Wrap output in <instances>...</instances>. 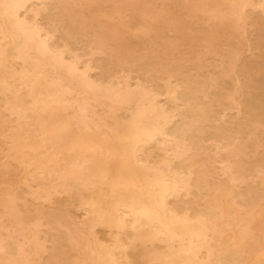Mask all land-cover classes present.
Returning a JSON list of instances; mask_svg holds the SVG:
<instances>
[{"label":"rangeland","instance_id":"1","mask_svg":"<svg viewBox=\"0 0 264 264\" xmlns=\"http://www.w3.org/2000/svg\"><path fill=\"white\" fill-rule=\"evenodd\" d=\"M30 1H32V0H30ZM30 1H28V4H26V9H24V10H22L20 13L22 14H20V19L23 21V20H25V18H27L25 21H23V22H25L26 24L28 23L29 25L31 24V25H36L37 24V26H38V29H39V27H40V29H39V31L41 30V31H43L44 30V32H40L41 33V39L43 40L44 38H46L47 37V35H48V42H50V40H51V42H50V45H49V43L47 42V39H46V41H45V39H44V41L49 45V46H51V44H52V46L50 47V49L55 53H57V54H60V53H62L63 52V55H64V57H65V61L67 62V61H70L71 60V58H75L76 60H77V58L78 57H83L84 59H86V60H84V61H82V57H81V60L78 58V63L81 65H79V67H81V68H79V69H81V71L82 72H84L85 73V75L88 73L89 75H86L85 77L88 79H90L91 80V82L89 81V80H87L88 81V85H83V84H80L79 82H77V80H75V79H73V78H71L70 76H68V75H66V73L65 72H63V70L61 69V68H59V67H57V66H55V68H54V65L52 66V68H54V69H49L50 67H51V65H49L50 67H48V65H46L45 66V71H46V76L48 75V77H49V79H52V80H57V81H59V80H61L60 82H63V83H65V85H67V84H69V80H70V84H69V86L67 85L66 87H69V94H68V100H67V104H66V106H70V107H72L71 109L69 108V107H67V109H63L62 107H60L59 109L61 110V112H62V114L64 115V117H65V119L67 120V121H69V123H70V125L72 126V129L74 130V132H76L77 133V135H78V132H79V129H78V127H77V122H76V117L78 116V109L77 108H79V107H81V105H78V104H82V102H83V104H82V107L81 108H83L84 107V105H85V107L83 108V110L86 108V110H84V112L85 113H87V114H85L87 117H88V119H90L91 121H93L95 124H97L98 125V127H99V129H100V132H102V133H104L105 131V133L104 134H106V137H108V141H109V144H110V146L112 145L113 147H115L114 146V143H113V138L112 137H114V131L113 132H110V131H112L111 130V126H110V121H111V125H113L116 121H118V120H120V126L122 127V129H123V131L124 132H126L127 131V129H128V124H129V120H130V117H131V114H132V111H131V109L130 108H132V107H134L135 105H140V102L142 103V101H143V103H147L146 101H148L149 99L151 100V102H154L155 103V101H156V103H155V105L159 108V109H161V110H164L163 112H162V114H164V115H162V117L159 119V121H158V125L160 126L161 124V126H160V128L162 129V131H164V133H165V135H166V137L168 136V134H169V136L167 137V139H161V136H160V139H159V136H157V135H155L154 136V138L152 139L154 142H152V141H149L146 145H147V147H146V145H144L143 147H141V149L144 151V153H145V155H143L142 154V152H141V154H140V151H142L140 148L137 150V154H138V156H140V158H141V156L143 157V158H141L142 160L141 161H143L144 160V158H145V163H146V160H147V163L145 164L144 162H141V164H143L144 163V165H142L143 167H145L146 168V170H147V173H150V174H152V170H155L156 172H159V171H161V173H163V172H167V171H169L170 172V174H172V175H170L169 174V172H165L168 176L170 175L171 176V179H172V177H174L172 180L171 179H168L169 181L171 180V181H175V182H177L178 180H180L179 178H181V180L183 181V182H181V180L180 181H178L180 184H177L178 186H179V188L177 189L178 191H176L175 193L180 197H178L177 195H175V194H173V198H174V196L175 197H178L177 198V200L174 198H172L171 197V199H170V196L169 197H167V199L169 198L171 201H168L167 199V202H169L168 204H170L171 205V203H172V208H175V207H177V209L174 211V209H171V207H169L170 205H167L169 208H170V210L172 211V213L175 215V216H177V217H179V218H181V216L183 215V212L185 211V215L186 214H191L192 212V215H183L184 217H182L183 219H185V223L188 225V224H190V225H192V224H195L196 226H199L200 224L202 225V226H204V225H206L207 227H208V229L211 231V229L210 228H215V229H217V230H213L212 229V232L211 233H209L208 232V230L206 229L207 227L205 226V227H203V232L206 230V235L204 236L203 234H202V236H204V237H208L209 235H207V234H211V237L210 238H207L206 240H207V243H206V240H201V241H204L207 245H202V243H204V242H202L201 243V245L203 246V248H202V246H199L200 244V241L197 239V238H195L194 240H192V243H193V241H194V243H193V245L194 244H196V245H194V246H197V249H200V248H198V246L199 247H201L202 249H200L199 251H197V252H199V254L197 253V255H198V261L200 262L201 260V263L204 261V263H202V264H247V262H248V264H250V255L248 254V252L246 251V250H256L255 249V247L257 248V247H259L258 249H261V248H263L264 249V166L262 165V164H264V129H262V128H264V105H263V101H264V69H263V67H264V56H262V55H264V14H262V13H264V10H261V8L260 7H262L261 5L264 3V0H260V2H259V0H218V1H216V0H211V2L209 1V0H195L196 1V3L198 2V5H197V7L199 8H195L194 9V4H195V7H196V3L195 2H192L191 0H190V2H189V0H160V1H158V0H90L89 2H91V3H93L94 5H95V3L94 2H96V4H97V7H99V8H97L96 6H91L92 4L90 3L89 4V2H85V0H76V5H75V3H74V5H72L73 3V1L75 2V0H70V1H68L69 2V10L70 11H68V7H67V5H65L66 3L64 2V5H63V1L62 0H57L58 2H56V0H33L32 2L34 3H32V2H30ZM44 1V2H43ZM48 1V2H47ZM51 1H52V5H51ZM53 1H54V4H53ZM62 2V4H60L61 2ZM65 1V0H64ZM66 1V2H67ZM88 1V0H87ZM105 1V2H104ZM135 3H134V2ZM137 1V2H136ZM141 1V2H140ZM170 1V2H169ZM187 1V3H185ZM194 1V0H193ZM202 1V3H200V2ZM208 1V2H207ZM226 1V2H225ZM235 3H234V2ZM248 1V2H247ZM39 2V3H38ZM42 2V3H41ZM46 2V3H45ZM50 2V3H49ZM100 2V3H99ZM115 2V3H114ZM168 3V4H170L171 5V8L169 7L170 5H168V4H164V3ZM228 2H231V4L230 3H228ZM239 4H238V3ZM249 2H251V4H249ZM259 2V3H258ZM261 2H263V3H261ZM45 3V5L44 6H41L42 4H44ZM56 3L57 4H59L60 5V7H59V5L57 6L56 5ZM70 3H72V4H70ZM78 3L80 4V5H78ZM102 3V4H101ZM109 3V4H108ZM126 3H128V4H126ZM152 3H153V7H151L152 6ZM178 3V4H177ZM180 3V4H179ZM194 3V4H193ZM216 3H217V5H216ZM221 3V4H220ZM252 3H254V4H252ZM257 3V4H256ZM68 4V3H67ZM85 4H87V10L89 11V13H86V9H83V7H86V6H84ZM98 4H99V6H98ZM113 5V6H115V7H113V6H111V5ZM148 4H150V7H149V5ZM164 4V5H163ZM188 4V5H187ZM189 4H191V5H189ZM193 4V5H192ZM203 4V5H202ZM228 4V5H227ZM235 4V5H234ZM31 5L33 6V5H35L36 6V8L33 6V7H31ZM50 5V6H49ZM55 5V6H54ZM110 5V6H109ZM136 5V6H135ZM146 5V6H145ZM159 6V8L157 7V6ZM161 5H163V6H165V8L163 7V6H161ZM221 5V6H220ZM230 5H231V7H230ZM233 5V6H232ZM238 5H240V6H238ZM252 5H253V9H252ZM259 5H260V7H259ZM38 6H40V7H38ZM52 6V7H51ZM74 6V7H73ZM91 6V7H90ZM101 6H103V8H105V6H109L108 8L106 7L105 9H103ZM123 6V7H122ZM144 6V7H143ZM155 6H156V8H155ZM160 6H161V8H160ZM192 6H193V9H190V8H192ZM204 6V7H203ZM210 6H211V8H210ZM228 6V7H227ZM235 6H237L238 8H236ZM249 6V7H248ZM254 6H258V8L256 9ZM264 6V5H263ZM45 7H47V9H45ZM56 7V8H55ZM66 7V8H65ZM71 7V8H70ZM102 9H101V8ZM179 7H180V9H179ZM183 7V8H182ZM235 7V8H234ZM244 7H246V8H244ZM250 8L249 9V11L250 12H248L247 10H248V8ZM36 9L37 11H35V10H33V9ZM37 8H39L40 10H42L43 12H45V13H43L42 11H40L39 9H37ZM50 8V9H49ZM65 8V9H64ZM73 8V9H72ZM78 9V10H81V11H78V10H75V9ZM79 8H81V9H79ZM89 8V9H88ZM96 10H98V11H96L95 12V9ZM109 8H111V10H112V12L114 13V14H110V13H112V12H110L111 10H109ZM113 8V9H112ZM118 8V9H117ZM127 10V11H130V14L128 13H126V11L124 10ZM135 8V9H134ZM152 8V9H151ZM163 8V9H162ZM212 8H214V9H212ZM223 8V9H222ZM242 8V9H241ZM27 9H31V10H33V11H31L30 10V12H29V14L30 15H28L27 13V17L25 16V11H27ZM43 9H45V11L43 10ZM53 9H54V13L52 12L53 11ZM57 9H58V12H57ZM61 9V11H59ZM62 9H64L63 10V12H62ZM67 9V10H66ZM94 9V10H93ZM108 9V10H107ZM114 9H116L115 11H114ZM149 9H151V10H149ZM158 9L160 10V11H158ZM161 9H162V11H161ZM168 9L170 10V11H168ZM184 9V10H183ZM190 9V10H189ZM205 9V11H203ZM210 9V10H209ZM212 9V10H211ZM216 9V10H215ZM222 9V10H221ZM245 9V10H244ZM247 9V10H246ZM254 9H256V10H259V11H257V12H260V13H257L256 12V10L254 11ZM262 9H264L263 7H262ZM38 10H39V12H40V14H39V12H38ZM84 10V11H83ZM92 10V11H91ZM102 10H104V13H103V11ZM156 10V11H155ZM175 10V11H174ZM178 10V11H177ZM182 10H183V13H182ZM198 10V11H197ZM208 10V11H207ZM220 10V11H219ZM235 10V11H234ZM242 10H244V11H242ZM253 10V11H252ZM47 11H48V14H47ZM76 12L75 13V15H74V17L72 16V14L74 13V12ZM81 12V13H78V12ZM94 11V12H93ZM105 11H107V13L105 12ZM117 11H119V12H117ZM121 11V12H120ZM125 11V12H124ZM165 11H167L168 12V14H166L167 12H165ZM190 11H192L191 13H190ZM194 11V12H193ZM201 11H202V14H201ZM215 11V12H214ZM226 11V12H225ZM239 11V12H238ZM35 12H37V13H35ZM49 12H51V14H53V15H55V16H53V15H51ZM71 12H73V13H71ZM82 12H84V13H82ZM101 12V13H100ZM123 12V13H122ZM140 12V13H139ZM198 12V13H197ZM204 12V13H203ZM224 12V13H223ZM230 14H229V13ZM231 12H235V14H233V13H231ZM242 12V13H241ZM243 12H246V13H243ZM252 12V13H251ZM253 12H255V13H253ZM35 13V14H34ZM42 13V14H41ZM69 13V14H68ZM90 13H92L91 15H90ZM103 13V14H102ZM125 13V14H124ZM133 13V14H132ZM137 13H138V15H137ZM161 14L160 16H159V18H157L158 16V14ZM169 13H170V16H172L171 18H169ZM184 14V15H182V14ZM189 13H190V15H189ZM192 13H194L195 15H197L198 17L196 18L195 17V15L194 14H192ZM247 13H249L250 15L252 14L253 15V17L252 18H250L249 19V17H251L250 15H248ZM37 14V15H36ZM43 14H45V15H43ZM50 14V15H49ZM65 14L67 15V17H65ZM71 14V15H70ZM81 14H83L84 16L82 17V15ZM100 14H101V16H100ZM109 14L111 15V16H109ZM120 14H122V15H119ZM157 14V15H156ZM172 14V15H171ZM187 14H188V16H187ZM191 14L193 15L192 17H191ZM222 14V15H221ZM226 14V15H225ZM237 14V15H236ZM243 16H242V15ZM246 14V15H245ZM260 14H262V15H260ZM32 15V16H31ZM35 15V16H34ZM40 15V16H39ZM60 17H59V16ZM64 15V16H63ZM69 15H70V17H69ZM80 15V16H79ZM102 15H104V18L106 19V20H104L103 21V17H102ZM112 15H113V17H112ZM115 15V16H114ZM130 15V16H129ZM231 15V16H230ZM233 15H235L236 17H234ZM246 17H245V16ZM247 15H248V17H247ZM255 15V16H254ZM38 16H39V18H38ZM58 16V17H57ZM118 16V17H117ZM124 16H126V17H123ZM129 16V17H128ZM132 16V17H131ZM152 16V17H151ZM155 16V17H154ZM186 16V17H185ZM201 18H200V17ZM210 16V17H209ZM262 16H263V18H262ZM29 17V18H28ZM33 17H37V18H33ZM54 17V19H55V21H54V19H53V21H52V18ZM73 17V18H72ZM95 17H97V18H95ZM99 17H100V19H101V17H102V19L100 20L99 19ZM109 17H110V20H112V21H110L109 20ZM116 17V18H115ZM131 17V18H130ZM149 17V18H148ZM151 17V18H150ZM184 17H185V20H184ZM217 17V18H216ZM219 17H221V18H219ZM226 17V18H225ZM234 17V18H233ZM70 18H72V19H70ZM81 18V19H80ZM95 18V19H94ZM108 18V19H107ZM123 19V21H122V19ZM128 18V19H127ZM130 18V19H129ZM138 18H140L139 20H138ZM166 18V19H165ZM168 18V19H167ZM178 18V19H177ZM233 18V19H232ZM243 18H247V19H249V21H247V20H245V19H243ZM38 19V20H37ZM59 19V20H58ZM60 19H61V21H60ZM64 19V20H63ZM73 19H74V21H77V22H74L73 21ZM92 19H94V20H92ZM118 19H120V20H118ZM145 19V20H144ZM148 19H150L149 21H147ZM173 19H175V21L173 20ZM177 19V20H176ZM187 19V20H186ZM195 19V20H194ZM197 19H199V20H197ZM207 19V22L205 21ZM209 19V20H208ZM211 19V20H210ZM213 19V20H212ZM221 19V20H220ZM258 19H261L260 21L258 20ZM34 20V21H33ZM63 20V21H62ZM96 20V21H95ZM97 20H99V23H98V21ZM109 20V21H108ZM113 20L115 21V20H117V21H115V22H117V24L115 23V22H113ZM139 22H138V21ZM219 20V21H218ZM241 20H243V21H241ZM253 20V21H252ZM31 22V23H29V22ZM37 21V22H36ZM42 21V22H41ZM66 21V22H65ZM82 21V22H81ZM92 21H93V23H95V25H93V23H92ZM177 21V22H176ZM191 21V22H190ZM193 21V22H192ZM196 21V22H195ZM209 21V22H208ZM222 21H226V22H223L222 23ZM240 21V22H239ZM245 21V22H244ZM255 21V22H254ZM41 22V23H40ZM52 22L54 23V24H52ZM56 22V23H55ZM64 23V26H63V23ZM69 22V23H68ZM72 22H74L75 24H76V27H77V25H78V27L77 28H81L80 30L78 29V31L79 32H81V33H79V32H77V28L72 24ZM91 22V23H90ZM102 22V23H101ZM130 22V23H129ZM133 22V23H132ZM148 22V23H147ZM168 22H171V24L169 23V24H167ZM178 22H180V23H182L181 24V27H180V24L178 23ZM187 22H189V23H187ZM201 22V23H200ZM229 22V23H228ZM234 22H235V24H236V26H237V28H236V26H235V24H234ZM246 22H248V24L246 23ZM35 23V24H34ZM58 23H60V24H58ZM78 23H82V24H78ZM84 23V24H83ZM86 23V24H85ZM87 23H89V25H87ZM106 23V24H105ZM140 23H142V26H141V28L139 27L140 26ZM174 23V24H173ZM190 23H192V24H190ZM198 25H197V24ZM205 23V24H204ZM225 23V24H224ZM227 23V24H226ZM243 23V24H242ZM245 23V24H244ZM255 23V24H254ZM27 24V25H28ZM57 26H56V25ZM69 24V25H68ZM70 24L72 25V26H70ZM103 24V25H102ZM111 24V25H110ZM147 24V25H146ZM149 24V25H148ZM179 24V25H178ZM203 24V25H202ZM224 24V25H223ZM234 24V25H233ZM243 26H242V25ZM249 24H252V25H249ZM53 25V26H52ZM54 25L57 27H54ZM66 25H68V26H70V27H67ZM83 25V26H82ZM85 25H87V27H90L89 29L85 26ZM109 25H110V27H109ZM117 26V28H116V26ZM134 25V26H133ZM174 25H176V26H174ZM197 25V26H196ZM225 25H227V27L225 26ZM233 25V26H232ZM246 27H245V26ZM249 25V26H248ZM41 26H43V27H41ZM52 26V27H51ZM80 26V27H79ZM85 26V27H84ZM100 26V27H99ZM124 26V27H123ZM216 26V27H215ZM230 26V27H229ZM240 26H241V28H240ZM48 27V28H47ZM62 27V28H61ZM63 27H64V29H63ZM71 27H73V28H71ZM82 27L84 28V29H82ZM94 27V28H93ZM109 28L108 30H110V31H108V30H106V28ZM114 27V28H113ZM131 27V28H130ZM135 27H136V29H135ZM137 27L139 28V29H137ZM168 27H170V28H168ZM172 27V28H171ZM208 27V29H204V28H207ZM245 27V28H244ZM250 27H251V30H250ZM257 27V28H256ZM56 28V29H55ZM61 28V29H60ZM69 28L70 29V31H69V29L67 30V29ZM100 28H102V30H100ZM112 28L113 29H115L116 28V30H112ZM124 28V29H123ZM156 28V29H155ZM164 28V29H163ZM177 28V29H176ZM216 28V29H215ZM230 28V29H229ZM247 28V29H246ZM248 28H249V30H250V32L252 31V35L249 33V30H248ZM253 28V29H252ZM57 29H58V31L60 32H58L57 31ZM64 30V32H65V34H66V37H64V38H62L63 36H65V34L63 33V30ZM71 29H72V33H71ZM93 29V30H92ZM119 29H121V30H119ZM143 29H145V30H143ZM167 29V30H166ZM176 29V30H175ZM183 29V30H182ZM212 29V30H211ZM215 29V30H214ZM219 29H221V30H219ZM62 30V31H61ZM75 30V31H74ZM81 30H83V32L81 31ZM96 30H97V32H96ZM100 30V31H99ZM127 30V31H126ZM136 30V31H135ZM168 30H170V31H172L173 30V32H169ZM179 30H180V32H179ZM211 30V31H210ZM228 30V31H227ZM236 30V31H235ZM242 30V31H241ZM246 32H245V31ZM55 31L57 32V33H55ZM69 31V32H68ZM87 31V32H86ZM89 31V32H88ZM92 31V32H91ZM114 33H113V32ZM119 31V32H118ZM130 31V32H129ZM133 31V32H132ZM187 31L189 32V33H187ZM206 31V32H205ZM211 33H213L212 35L210 34V32ZM232 31H234L235 32V34H234V32H232ZM258 31V32H257ZM46 32V33H45ZM53 32V33H52ZM107 34H105V33ZM108 32H110V34L112 35V36H114L113 38L110 36V34H108ZM118 32V33H117ZM126 32V33H125ZM132 32V33H131ZM138 32V33H137ZM175 32H176V34H175ZM221 32V33H220ZM231 32V33H230ZM236 32H237V35H236ZM245 32V33H244ZM51 33H52V35H51ZM58 33H59V36H60V38H58L57 40H60V41H57L56 42V39H55V41L53 40L54 39V37L55 38H57V35H58ZM67 33H71L70 34V36L71 35H73V37L71 36V38L69 37V35L67 34ZM75 33V34H74ZM85 34V35H83V34ZM146 33H148V34H146ZM167 33V34H166ZM169 33V34H168ZM172 33V34H171ZM214 33L216 34L215 36H216V38H215V36H214ZM222 33H224V34H222ZM232 33H233V36H232ZM240 35H239V34ZM57 34V35H56ZM63 34V35H62ZM81 34V35H80ZM95 35V36H93V35ZM114 34V35H113ZM136 34V35H135ZM142 34V35H141ZM225 34H227V36L225 35ZM243 34H246V35H248L249 36V38H248V36H246V35H244L245 37H241ZM75 35H76V37H75ZM82 35H83V37H82ZM134 35V36H133ZM154 35V36H153ZM164 35V37H162ZM165 35H167V38H166V36ZM169 35V36H168ZM174 35V36H173ZM179 35V36H178ZM208 36V37H205V36ZM210 35V36H209ZM238 35L240 36L239 38H240V40H245L246 41V39L248 40L247 42H245V41H239V38H238ZM46 36V37H45ZM49 36H50V38H49ZM52 36H54L53 37V39H51L52 38ZM58 36V37H59ZM70 38V39H68V37ZM79 36H81L80 38H78ZM84 36H85V39L88 41H82V39H84ZM145 36V37H144ZM151 38H150V37ZM160 36L163 38V39H159L160 38ZM170 36H172V37H170ZM188 36V37H187ZM190 36V37H189ZM218 36V37H217ZM149 37V38H148ZM155 37V38H154ZM66 38H67V40L68 41H66ZM75 38H78V39H76L77 41H79L80 40V42H79V44H77L78 42L77 41H75ZM93 38V39H92ZM96 40H98V41H96ZM112 38V39H111ZM119 40H118V39ZM154 38V39H153ZM164 38H166V40H167V44H166V40L164 39ZM170 38L172 39V40H170ZM208 38V39H207ZM236 38V39H235ZM242 38V39H241ZM243 38H246V39H243ZM50 39V40H49ZM74 39V40H73ZM89 39V40H88ZM145 39V40H144ZM262 39V40H261ZM53 40V41H52ZM65 40V41H64ZM95 40V41H94ZM112 40V41H111ZM150 40H152V44H151V41ZM163 40H165V41H163ZM169 40V41H168ZM234 40H236L235 42H234ZM261 40V41H260ZM72 41V42H71ZM75 41V42H74ZM90 41H92V42H90ZM94 41V42H93ZM105 41H106V43H105ZM110 41V42H109ZM158 41V42H157ZM59 42V43H58ZM61 42V43H60ZM69 42H71V44L69 43ZM82 42H84V43H93V44H90L89 46H87V45H85L84 43V46H85V48H83V45H80ZM98 42H100V43H98ZM156 42V43H155ZM160 42H161V44H160ZM169 42H171V43H169ZM174 42V43H173ZM201 42V43H200ZM236 42H238V43H236ZM250 44H252V45H250ZM98 43V44H97ZM114 43V44H113ZM169 43V44H168ZM243 43V44H242ZM248 45H247V44ZM257 43V45H255ZM57 44H59V46H61L60 48H58V50H57V48H55V47H59ZM61 44V45H60ZM68 44H70V45H73V47L72 46H69L68 47ZM94 44H96V45H94ZM100 44V45H99ZM158 44V45H157ZM175 44H177L176 46H175ZM181 44H183V47H182V45ZM204 44V45H203ZM212 44H213V46H212ZM239 44V45H238ZM55 45H57V46H55ZM62 45H63V47H62ZM75 45H77V46H75ZM79 45H80V47H79ZM103 45V46H102ZM109 45V46H108ZM172 48H170L169 49V46ZM232 45H234L235 47H233ZM246 45H247V47L251 50V51H249V49L247 48L246 49ZM253 45H254V47H253ZM81 46H82V48H81ZM99 46V47H98ZM106 46H108V47H106ZM147 46V47H146ZM158 46V47H157ZM166 46V47H165ZM185 46H186V48H185ZM199 46V47H198ZM231 46V47H230ZM65 47H68L70 50H71V47H72V50H73V54H72V52H70V50L68 49V48H66L65 49ZM79 47V48H78ZM88 47H89V49H88ZM91 47H94V48H97L96 50L94 49V48H91ZM105 49H104V48ZM161 47H163V48H161ZM197 49H196V48ZM205 47V49L203 50V48ZM218 47V48H217ZM234 49H233V48ZM242 47L244 48V50L242 49ZM63 48V49H62ZM93 50H95L94 52L95 53H93V51L91 50V49ZM148 48H150L149 50H148ZM174 48V49H173ZM198 48H200V49H198ZM217 48V49H216ZM224 48V49H223ZM67 49H68V53H67ZM77 50L78 52H76L75 50ZM88 49V50H87ZM102 49H104V50H102ZM107 49H108V51H107ZM185 49V50H184ZM187 49V50H186ZM239 49V50H238ZM60 50V51H59ZM61 50H63V51H61ZM65 50V51H64ZM101 50H102V53H101ZM153 50H155V51H157V52H155V51H153ZM172 50V51H171ZM200 50H202V51H199ZM206 50V51H205ZM224 50V51H223ZM226 50V51H225ZM235 50V51H234ZM238 52H237V51ZM245 50H246V53H245ZM252 50H253V52H252ZM256 50H258V52L256 51ZM84 51V52H83ZM103 51L105 52V53H103ZM107 51V52H106ZM162 51V52H161ZM193 51V52H192ZM199 53H201V54H199ZM207 51H209V53L207 52ZM230 51V53H228ZM249 51V52H248ZM256 51V52H255ZM60 52V53H59ZM74 52L75 53H79L78 55H76V54H74ZM86 52V54H83V53H85ZM172 52H173V54H172ZM177 52V53H176ZM188 52V53H187ZM227 52V53H226ZM235 52V53H234ZM248 52V53H247ZM55 53V54H56ZM64 53H66V54H64ZM70 53V54H69ZM81 53V54H80ZM90 54V57H89V54ZM102 55V54H104V55H102V56H100V54ZM115 53H117V54H115ZM160 53H162V54H160ZM182 53V54H181ZM202 53H207L206 55L205 54H203V56H204V58H201L200 57V59H199V56H202ZM218 53V54H217ZM221 53L222 54H224V53H226L225 55H223V56H220L221 55ZM241 55H240V54ZM244 53L246 54V55H244ZM250 53V54H249ZM255 53V54H254ZM257 53V54H256ZM263 53V54H262ZM71 54H72V57H71ZM105 54H107L106 55V58L104 57L105 56ZM180 54V55H179ZM199 54V55H198ZM262 54V55H261ZM65 55H67V56H65ZM84 55H85V57H84ZM87 55V56H86ZM95 55V56H94ZM97 55V56H96ZM160 55H161V57H162V60H161V57H160ZM179 55V56H178ZM185 55H186V57H185ZM196 55V56H195ZM231 55V56H230ZM234 55V56H233ZM237 55H239V56H237ZM254 55V56H253ZM75 56V57H74ZM78 56V57H77ZM138 56V57H137ZM146 56V57H145ZM192 56H194L193 58H191ZM212 56V57H211ZM217 56V57H216ZM227 56H229V57H227ZM233 56V57H232ZM241 56H242V58H241ZM71 57V58H70ZM77 57V58H76ZM97 58L96 60H95V58ZM110 57V58H109ZM129 57V58H128ZM188 57V58H187ZM196 57H198V58H196ZM205 57H206V62H205ZM210 59H212V58H214L215 59V57H216V59H217V61H221L220 63L219 62H217L216 61V59H215V61H214V59H212V62L211 63H213V64H211L210 63V61L211 60H208L209 58ZM231 57V58H230ZM243 59V57H244V59H243V61L240 59ZM248 58V59H246V58ZM261 57H262V60H261ZM90 58H92V61H93V58H94V62H92V63H90L89 64V62L91 61V59ZM101 58V59H100ZM192 60H191V59ZM220 58V59H219ZM221 58H224V59H222L221 60ZM234 58V59H233ZM87 59H89V60H87ZM99 59V60H98ZM102 59H104L105 60V63H103V64H105V65H103L102 64V62H104V60H102ZM149 59H151V60H149ZM197 59H199V60H197ZM203 61H202V60ZM238 59L240 60L239 62H238ZM246 59V60H245ZM107 60H111V61H108V63L106 62ZM153 60H154V62H153ZM190 60V61H189ZM197 60V61H196ZM233 60V61H232ZM244 60L247 62V64L245 63H242V62H244ZM248 60V61H247ZM258 60H260V61H258ZM80 61H81V63H80ZM88 61V62H87ZM100 61V62H99ZM102 61V62H101ZM122 61H123V63H122ZM162 61V62H161ZM182 61H183V63H182ZM191 61H192V64H191ZM196 63H195V62ZM204 62V63H202V62ZM214 61V62H213ZM228 63H227V62ZM230 61H231V63H230ZM242 61V62H241ZM97 62L98 63H100V65L98 66L97 65ZM152 62V63H151ZM197 62H198V64H197ZM251 62V63H250ZM263 62V63H262ZM118 63H119V65H118ZM154 63L156 64L155 65V67H154ZM159 63L161 64V65H159ZM201 63H202V65H201ZM206 63H208L209 64V66H208V64H206ZM216 63V64H215ZM218 63H219V65H218ZM263 64V65H261V64ZM85 64H86V66H85ZM102 64V65H101ZM108 64V65H107ZM131 64H133V65H131ZM183 64V65H182ZM204 64V65H203ZM234 64V65H233ZM239 64V65H238ZM259 65V66H257V65ZM110 65V66H109ZM118 66V67H116V66ZM188 65H191V67H189ZM206 65H207V67H206ZM224 67H223V66ZM237 65H238V67H237ZM254 65H255V67H254ZM84 66V67H83ZM96 66H97V68H96ZM101 66V67H100ZM104 66H106L108 69H109V71L110 72H108V71H106L105 70V68L106 67H104ZM112 66V67H111ZM158 66H162L163 68H160V67H158ZM164 66H165V68H164ZM193 66V67H192ZM213 66V67H212ZM214 66H216V67H214ZM221 66V67H220ZM241 66V67H240ZM246 66V67H245ZM252 66V67H251ZM90 69H89V68ZM151 67L153 68L152 70H151ZM197 67V68H196ZM206 67V68H205ZM212 67V68H211ZM226 67V68H225ZM232 67H233V71L235 72V74H234V72L233 73H231L232 72ZM243 67H245L244 69H243ZM258 67V69H256ZM260 67V68H259ZM96 69V70H94V69ZM115 68H117V71L115 72V70L114 69ZM118 68H119V70H118ZM132 68V69H131ZM150 68V69H149ZM154 68H156V69H154ZM195 68V69H194ZM203 68V69H202ZM207 68H208V70L210 71H208L207 70ZM211 68V69H210ZM214 68H215V70H214ZM221 68V69H220ZM225 68V70H223ZM234 68H237V69H234ZM242 68V69H241ZM46 69H48V71L46 70ZM85 69V70H84ZM88 69V70H87ZM102 69H104L103 70V72H105L104 73V76H102L103 75V73L101 74L100 72H101V70ZM148 69V70H147ZM162 69V70H161ZM194 69V70H193ZM260 69L261 70H263V71H260ZM52 70L54 71V73L52 74ZM90 70V71H89ZM92 70V71H91ZM95 72H94V71ZM100 70V71H99ZM111 70H113V71H111ZM158 70H161V71H158ZM193 70V71H192ZM211 70H214L213 71V73L211 72ZM216 70H218L217 72H216ZM236 70V71H235ZM256 71V73L254 74V72ZM88 71V72H87ZM96 71H98V72H96ZM119 71V72H118ZM122 73H124V74H122ZM207 71H208V73H207ZM224 71H226V75H225V73H224ZM231 71V72H230ZM57 72V73H56ZM61 72H63V73H61ZM90 72V73H89ZM159 72V73H158ZM191 72V73H190ZM202 72H205V73H202ZM219 72H221L222 73V77L220 76L221 75V73H219ZM229 72L231 73V74H233V75H231V74H229ZM64 73H65V75H64ZM107 73H111L110 75H108L109 77L107 78ZM112 73H116V74H113L112 75ZM127 75H126V74ZM199 73V74H198ZM219 73V74H218ZM258 73V74H257ZM93 76H92V75ZM120 74V75H119ZM123 75V77H122V75ZM132 76V77H134V75H135V78H136V80H135V78H133V80L134 81H132V77L130 78V75ZM133 74V75H132ZM148 74V75H147ZM195 74V75H194ZM201 74H203V76L201 75ZM206 74V75H205ZM211 74V75H210ZM218 74V75H217ZM254 74V75H253ZM257 74V75H256ZM261 74V75H260ZM60 75H62V77H60ZM112 75V76H111ZM124 75H126L125 76V78L126 79H124ZM141 75V76H140ZM145 75V76H144ZM156 75V76H155ZM193 75V76H192ZM201 75V76H200ZM209 75V76H208ZM65 77V79H68V81H66L65 79H64V77ZM102 76V77H101ZM114 76V77H113ZM115 76H118V78L116 77L115 78ZM161 76V77H160ZM190 76H191V78H190ZM207 76V77H206ZM232 76V77H231ZM252 76H254V77H252ZM57 77V78H56ZM59 77V78H58ZM71 78V79H69V78ZM97 77V78H96ZM115 78V79H113V78ZM208 77H210L212 80H210V78H208ZM221 78V79H218L217 81H216V79L217 78ZM234 77L236 78V77H238V78H236V81L238 82V84H236L235 82H234ZM262 77H263V79H262ZM56 78V79H55ZM94 78V79H93ZM109 78L111 79L112 78V81H110L109 80ZM123 78V79H122ZM145 78V79H144ZM192 78H193V80H192ZM59 79V80H58ZM95 79H98L100 82H98L97 80H95ZM108 79V80H107ZM117 79H118V81H117ZM120 79H122V80H120ZM128 79V80H127ZM176 79V80H175ZM178 79H180V80H178ZM191 79V80H190ZM201 79V80H200ZM256 79V80H255ZM94 80V81H93ZM125 80H127V81H125ZM130 80V81H129ZM151 80V81H150ZM167 80H170V82H168ZM177 80H178V82H177ZM200 80V81H199ZM203 80V81H202ZM220 80H221V84H220ZM222 80H224V81H222ZM254 80V81H253ZM66 81V82H65ZM73 81V82H72ZM108 81L109 82H112V83H108ZM115 81H117V83L115 82ZM154 81V82H153ZM162 81V83H160ZM167 81V83H166V86H165V82ZM177 83H176V82ZM193 81V82H192ZM198 81V82H197ZM215 81V82H214ZM227 81V82H226ZM240 81V82H239ZM258 83H257V82ZM90 82V83H89ZM95 82V83H94ZM97 82H98V84H97ZM102 82H104V83H106L104 86H102L104 83H102ZM114 82H115V86L113 87V86H111V84H114ZM121 82V85L119 84L118 85V83H120ZM128 84H127V83ZM131 82V83H130ZM132 82H134V83H132ZM163 82H164V84H163ZM213 82V83H212ZM222 82H223V84H222ZM227 84H226V83ZM62 83V84H63ZM67 83V84H66ZM126 83V84H125ZM141 83H142V86H141ZM193 83V84H192ZM194 83L196 84L195 86H193L194 85ZM216 83V84H215ZM231 85V87H232V90H231V87H229L230 85ZM261 83V84H260ZM76 84V85H75ZM89 84H91V85H89ZM92 84H95V85H97V87L95 88V86L93 87L92 86ZM110 84V85H109ZM131 86H130V85ZM136 86H135V85ZM148 84V85H147ZM154 84V85H153ZM160 84V85H159ZM179 84V85H178ZM200 84H201V86H200ZM202 84H203V87H202ZM215 84V85H214ZM261 85L260 87H261V89H260V87H258L259 85ZM263 84V85H262ZM64 85V84H63ZM64 85V86H65ZM73 85V86H72ZM82 85V86H81ZM109 85V87H106V86H108ZM120 87V86H122V85H126L125 87L126 88H128L129 90L128 91H130L132 94L134 93L135 94V92H139V90H140V92L139 93H141V94H137L138 95V98L139 97H141L140 99H139V101L137 100L138 98L136 97V95L135 96H133L132 97V99L133 98H136V100L135 99H133L132 101L130 100V102L128 103H119L118 104V102H113V101H111L110 99H109V97L107 98V96H106V94H103V98H102V95H97V94H95V92H96V90H98L99 88H100V90L103 88V90H109L110 89V87H112V89L114 88V89H116L118 86ZM129 85V86H128ZM139 85L141 86V87H146V89L149 87V89H147V90H145V88H144V90H143V88H139ZM172 85V86H171ZM176 85V86H175ZM178 85V86H177ZM198 85V86H197ZM228 85V86H227ZM235 85V86H234ZM237 85V86H236ZM239 85V86H238ZM255 85V86H254ZM256 85H257V87H256ZM75 86L77 87V89L75 88ZM99 86H101V87H99ZM128 86V87H127ZM157 86V87H156ZM168 86H169V88H170V86L173 88V90L174 91H176V92H173V90H172V88H171V90L172 91H170L169 90V88H168ZM177 87V89L179 88V90L182 92V96L180 95H178L177 96V93L178 94H180L181 92L180 91H178L177 89H175V87ZM200 86V87H199ZM215 86V87H214ZM224 86V87H223ZM253 86L255 87V88H253ZM85 87H87V88H85ZM91 89H90V88ZM92 87H93V90H92ZM99 87V88H98ZM136 87H138L137 89H136ZM154 87V88H153ZM156 87V88H155ZM189 87V88H188ZM194 87H196L195 89H194ZM198 87V88H197ZM209 87V88H208ZM217 87H218V89H217ZM223 87V88H222ZM225 87L227 88V90L225 89ZM229 87V88H228ZM77 91H79V92H76L74 89ZM106 88H109V89H106ZM162 88V89H161ZM165 88V89H164ZM168 88V89H167ZM204 88V89H203ZM209 90H208V89ZM214 88V89H213ZM240 88V89H239ZM243 88V89H242ZM258 88V89H257ZM80 89V90H79ZM82 89V90H81ZM94 89H96V90H94ZM135 89V90H134ZM151 89H152V91H151ZM163 89L165 90V91H163ZM194 89V91H192ZM198 89V90H197ZM201 89L203 90V91H201ZM211 89V90H210ZM224 91H223V90ZM91 90V91H90ZM143 90V91H142ZM154 90V91H153ZM208 90V91H207ZM231 92H230V91ZM238 90H240V91H238ZM250 90V91H249ZM75 91V92H74ZM91 93H90V92ZM94 93H93V92ZM178 91V92H177ZM200 91L201 93H200V95H197V94H199L198 92ZM207 91V92H206ZM228 91V92H227ZM234 91L235 92H237L236 93V96H235V93H234ZM148 92V93H147ZM153 92H154V94H153ZM166 92V93H165ZM168 92V93H167ZM170 92V93H169ZM172 92V93H171ZM192 92V93H191ZM211 92V93H210ZM225 92V93H224ZM230 92V93H229ZM83 93V94H82ZM87 93H89V94H87ZM150 93V94H149ZM163 93L164 94H166L165 96L163 95ZM186 93V94H185ZM215 93V94H214ZM239 93V94H238ZM256 93H258V94H260V95H258L257 94V97L259 98H257L256 97ZM83 95L82 97H80V95ZM147 95V96H144V98H143V95ZM170 94H172L173 96H174V98L172 99V95H171V97H169V95ZM193 94H194V96H200L199 98L197 97H194L193 96ZM206 94V95H205ZM217 94V95H216ZM222 94V95H221ZM228 94H229V96H228ZM242 94V95H241ZM86 95H87V98H86ZM88 95H90V96H88ZM94 95V96H93ZM97 95V97H99V98H95V96ZM140 95V96H139ZM157 97H155V96ZM159 95V96H158ZM176 95V96H175ZM212 95V96H211ZM246 95V96H245ZM100 96H101V98H100ZM152 96V97H151ZM168 96V97H167ZM202 96H204V99L203 98H201ZM208 96V97H207ZM228 96V97H227ZM231 96V97H230ZM237 96H238V98H240V99H236L237 98ZM240 96V97H239ZM92 97H93V99H92ZM147 97V98H146ZM154 98L153 99V101H152V99L151 98ZM163 97H164V99H163ZM165 97H167V98H165ZM175 97H176V99H175ZM187 97V98H186ZM210 97V98H209ZM214 97H216V98H218L217 100L216 99H214ZM220 97H222L221 99H220ZM233 97V98H232ZM86 98V99H85ZM156 98V99H155ZM177 98H179V99H177ZM188 98H189V100H188ZM205 98H208V100L207 99H205ZM256 98H257V100H256ZM262 98V99H261ZM0 99H2L1 98V95H0ZM161 100L160 101V103H159V100ZM175 99V101L177 102L178 100L179 101H181V102H183V103H181L180 104V106L181 105H186V107L185 108H183V111H182V109H181V107L179 108L178 106H177V108L174 110V108L176 107V105H179V101L176 103L175 101H173ZM210 99V100H209ZM231 99H233V100H231ZM235 99V100H234ZM241 99H242V101H241ZM256 101H255V100ZM75 100V101H74ZM81 100H82V102H81ZM146 100V101H145ZM150 100L148 101V102H150ZM168 100V101H167ZM171 101V103H174V104H176V105H172L171 103H169L170 101ZM185 100H188V101H190V102H188V101H186V103H185ZM193 100V101H192ZM195 100H196V102H198V103H196L195 102ZM237 100H238V103H240V105L238 104V103H236V104H238L237 105V107H236V105H235V101L237 102ZM75 103H74V102ZM88 101V102H87ZM90 101V102H89ZM212 101V102H211ZM215 103H217V102H219V103H217V104H215ZM217 101V102H216ZM244 101H246V104H245V102ZM249 101V102H248ZM254 101H255V105H254ZM1 102V104H0V110H1V112H3V110H2V102L3 101H0ZM165 102V103H164ZM209 102V103H208ZM221 102V103H220ZM244 102V103H243ZM68 103H69V105H68ZM93 103V104H92ZM132 103V104H131ZM133 103H134V105H133ZM137 103V104H136ZM142 103V104H143ZM241 103H243V104H241ZM75 104H77V108L75 107L76 105ZM165 104V106L168 108V110H165V109H167L166 107H164L163 105ZM170 104V105H169ZM189 104H190V106H189ZM214 104V109H216V110H213V111H215V113H216V115H215V113L212 111L211 112V109L213 108V107H211L212 105ZM220 104V106H218ZM226 104V105H225ZM245 104V105H244ZM92 105V106H91ZM98 105V106H97ZM203 105V106H202ZM242 105L243 106H245V107H243V108H241L242 107ZM262 105V106H261ZM79 106V107H78ZM103 108H102V107ZM160 106V107H159ZM163 107V109H162V107ZM174 106V107H173ZM182 106V107H183ZM189 106V107H188ZM199 106V107H198ZM200 106L203 108H200ZM207 106V107H206ZM218 108H217V107ZM89 107H91V108H89ZM169 107H170V109H171V111H170V109H169ZM193 107H195V108H198L197 110H195V108H193ZM225 107V108H224ZM238 107H239V109H238ZM256 108V110H254L255 108ZM208 108H211V109H209V110H207ZM222 108V109H221ZM224 108V109H223ZM232 109V112H231V109ZM93 109H94V112H91V111H88V110H92L93 111ZM130 109V110H129ZM177 109H179V111L177 110ZM192 109H194V110H192L193 111V113H192V111L191 110ZM205 109V110H204ZM96 110V111H95ZM101 110V111H100ZM174 110V111H173ZM185 110V111H184ZM187 110V111H186ZM191 111V113H190V111ZM207 110V111H206ZM229 110V112H227ZM234 110V111H233ZM237 110L239 111V112H237ZM261 112H260V111ZM180 111H182L181 113V116L182 117H180ZM206 111V112H205ZM209 111V112H208ZM225 111L227 112L226 114H232V116L231 115H229V117H227L228 115H225V114H222V113H225ZM1 112H0V120H2L1 122H0V124L1 123H3L2 125H0L1 127H0V149L2 148V150H0V185H6V187H4L3 186V189H2V186L0 187V209H3V213L4 214H2V210H0V221H3V219L5 218V221L7 220V219H10L11 218V215H12V213H13V215H15L16 213H18L16 216H17V218L18 219H20L21 221H31V222H29V224L30 223H32V224H30V225H28V223L26 222H23L24 223V226H27V228H36V230H37V237H39V238H42V239H39V242H41L42 244H45V245H43L44 247H46V248H44L45 249V251H44V249L42 250V252H41V254L39 255L40 257H39V264H81L83 261V256H82V254L79 252V251H81L82 252V250L84 249V247L85 246H87V247H89V249H90V251L92 252V254L93 255H95V253H96V255H98V253L100 252V251H102L103 249H107V250H105L106 251V253L104 254V255H106L107 257H110L111 258V260H113V262H114V264L116 263V264H129V262H130V264H161L157 259H155V257H166V259H168L169 258V260H172L173 262L171 263V264H180L179 262H178V259H177V256L178 255H180L179 253H180V251H181V249L182 248H179L178 246L180 245V246H184L185 244L187 245V244H189L188 243V241H186L187 239H184V241H182L183 243H179L178 244V240L177 239H170V240H172V242L170 241V240H167L166 239V237L164 236V234L163 233H160V234H162V235H160V234H158V235H160V236H157L156 234L158 233L157 231H156V233H155V226L153 225H151V224H146L145 222H141L140 224H141V226H140V224H138L137 223V225L135 224V222H132V218H130V216H128V215H126V216H124L123 217V219H122V228H124V229H122L121 230V227L120 228H118V227H109V226H107V225H105V224H103L102 225V223L98 220V218H97V216H95V215H92V217L93 216H95V217H93V219H91V222H90V218L91 217H88V216H90L91 214H93L95 211H93L92 210V208L88 205V204H86V203H84L85 202V200H86V202L87 201H91V200H93L94 199V197H98V191L96 190V191H94V192H90L91 194L92 193H94V194H90L88 191H85V192H82V193H77L78 191L76 190V189H73V188H70L69 187V189H68V186H63L64 187V189L62 188V186L61 185H57L58 187H56V189H54L55 187H53V189H51L49 186H51V185H53V186H55L53 183H51L50 184V178L49 177H47V175L46 174H42L41 176H40V174H38V173H34V174H25L24 173V171H23V169H22V167L19 165V163L17 162L16 163V161H12L11 159H12V157L9 155V153L7 152V150H6V147L4 148V144H5V140L4 139H6V135L7 134H9L10 133V125H11V120H10V118H8L6 115H5V113L3 112V114H4V118H3V114H1ZM68 112V113H67ZM89 112V113H88ZM91 112V113H90ZM99 114H98V113ZM104 112V113H103ZM171 112V115L169 114ZM174 112H176V113H179V114H173ZM186 114H185V113ZM197 112V113H196ZM198 112H199V114H198ZM210 112H211V114L213 113V116L210 114ZM218 112V113H217ZM222 112V113H221ZM261 114H260V113ZM77 113V114H76ZM105 113H107V114H105ZM184 113V114H183ZM234 113V114H233ZM235 113H237V114H235ZM263 113V114H262ZM91 114L93 115V117L91 116ZM94 114H96V117H95V115ZM101 114H102V116H101ZM103 114H105V115H103ZM165 114H168V115H165ZM191 114H193L194 115V117H193V115H191ZM203 114V115H202ZM211 115V117L213 118V119H211V117H210V119H209V115ZM217 114L218 115H220L221 117H218L217 116ZM239 114H241V116H239ZM245 114V115H244ZM67 115V116H66ZM77 115V116H76ZM118 115V116H117ZM119 115H121V116H119ZM125 115V116H124ZM172 115H173V117H172ZM188 115H190V117L192 116V118H190ZM196 115V116H195ZM199 116V118L200 119H198V116ZM208 115V116H207ZM215 115V116H214ZM222 115H224V116H222ZM238 115V116H237ZM260 115H262V116H260ZM100 116H101V118H100ZM124 116V117H123ZM169 116V117H168ZM175 116V117H174ZM180 117V118H182V119H180L179 120V118L177 119V117ZM186 116V117H185ZM234 116H237V117H234ZM7 119H6V118ZM72 117V118H71ZM75 117V118H74ZM105 117V118H104ZM188 117V118H187ZM196 117V118H195ZM223 117V118H222ZM233 119H232V118ZM240 117H242L241 119H240ZM261 117V118H260ZM263 117V118H262ZM74 118V119H73ZM98 118H99V120L101 119V121L102 122H100L99 120H98ZM185 118V119H184ZM187 118V119H186ZM196 119L197 121H194V119ZM236 118H237V121H236ZM244 118V119H243ZM162 119V120H161ZM177 119V120H176ZM189 119H192L193 120V122L191 123V121L192 120H189ZM206 119V120H205ZM219 119V120H218ZM226 119H228L229 120V122L228 123H226L228 120H226ZM234 120V121H232V120ZM247 119V120H246ZM259 121H258V120ZM5 120H7V121H5ZM10 120V121H9ZM166 120H168L167 122H165ZM169 120H171V121H169ZM175 120V121H174ZM182 120V121H181ZM204 120V121H203ZM222 120V122H218V121H221ZM226 120V121H225ZM240 120H241V122H240ZM245 120V121H244ZM252 120H254V121H252ZM160 121H161V123H160ZM172 121H174V123H172ZM179 121V122H178ZM189 121V122H188ZM213 121H214V123H215V121H216V124H214L213 123ZM7 122H9V123H7ZM114 122V123H113ZM169 122V123H168ZM183 122V123H182ZM187 122L188 123H190V124H188V126H187ZM194 122H196L195 124H194ZM201 122H202V124L203 125H201ZM212 122V123H211ZM226 124H228V125H226ZM232 122H234V124H233V126L234 127H232ZM241 124H240V123ZM252 122V123H251ZM253 122H255V123H253ZM104 123V124H103ZM164 123V124H163ZM171 123V124H170ZM180 123H181V126H180ZM210 123V124H209ZM235 123H237V124H239V125H237L236 126V124ZM243 123V124H242ZM245 123V124H244ZM247 123V124H246ZM5 124H6V126H5ZM7 124H9V126L7 125ZM107 125V124H109L108 125V127L107 126H104V125ZM168 124V125H167ZM173 124V125H172ZM186 124V125H185ZM198 124H200V125H198ZM205 124V125H204ZM219 124V125H218ZM259 124V125H258ZM196 125V126H195ZM214 125V126H213ZM223 125H226V126H223ZM243 125H245V127L243 126ZM247 125V126H246ZM250 126V128H249V126ZM258 125V126H257ZM3 126V127H2ZM163 126H165V127H163ZM166 126L167 127H169V128H166ZM262 126V127H261ZM5 127H7V128H5ZM189 129H191V130H187L188 128ZM194 129H193V128ZM197 127V128H196ZM205 127V128H204ZM235 127H239V129L237 128V134H236V136H235V133H236V128ZM248 127V128H247ZM261 127V128H260ZM1 128H3V129H1ZM108 128H109V130H108ZM232 128V129H231ZM235 129V131H234V129ZM7 130V132H6V130ZM181 129V130H180ZM248 129V130H247ZM256 129V130H255ZM262 129V130H261ZM3 130H4V132H6L5 133V135H4V132H3ZM89 130V131H88ZM167 130V131H166ZM194 130V132H192ZM196 130V131H195ZM245 130V131H244ZM250 131V132H247V131ZM252 130H254V131H252ZM186 131H188L187 132V134H188V136H186L187 134L185 133ZM191 131V132H190ZM213 131V132H212ZM231 131L233 132V133H231ZM240 131H241V134H240ZM207 132V133H206ZM244 132L246 133V134H244ZM256 132V133H255ZM258 132V133H257ZM261 132H263V133H261ZM92 133V130H90V129H85V138L86 139H89L92 135H93V133ZM261 133V134H260ZM175 134V135H174ZM193 134V135H192ZM225 134V135H224ZM243 134V135H242ZM182 135V136H181ZM184 135L186 136V138L187 139H189V143H188V141H187V143L189 144V146H188V144H186V146H184L183 145V147H182V144H184V142H185V140H187L186 138H184ZM196 135V136H195ZM238 135V136H237ZM249 135V141L246 139V138H248L247 136ZM79 136V135H78ZM171 136V137H170ZM174 136V137H173ZM194 136V137H193ZM210 136V137H209ZM240 136V138H238ZM170 137V138H169ZM178 137V138H177ZM200 139H199V138ZM208 137H209V139H208ZM213 137V138H212ZM237 137V139H239V141L237 140V139H235ZM243 137V138H242ZM251 137V138H250ZM253 137V138H252ZM256 137V138H255ZM156 138V139H155ZM194 139V142H193V140L192 139ZM244 139V140H242V139ZM169 139H170V141H169ZM175 141V142H173V140ZM178 139V140H177ZM184 139V140H183ZM208 139V141L206 142V140ZM233 139H235L238 143H239V145H238V143L237 142H235V140L233 141ZM254 141H253V140ZM262 139V140H261ZM162 140V141H161ZM201 140V141H200ZM212 140V144H211V141ZM222 140H224V141H222ZM229 140H230V143H229ZM231 140L234 142V144H233V146H235V147H231L230 146V144H232L233 142H231ZM258 141V142H256L255 143V141ZM126 141V142H125ZM164 141H165V144H163L164 145V147H163V145H162V142L164 143ZM166 141H168V142H171L170 144L168 143V142H166ZM192 141V142H191ZM203 141H205V142H203ZM215 141H216V143H215ZM218 141V142H217ZM226 141V142H225ZM1 142H4V143H2L1 144ZM156 142V143H155ZM173 142V143H172ZM177 142H179V143H181V144H179L178 145V143ZM195 142H196V145H195ZM204 143V145L202 144V143ZM221 142V143H220ZM223 142H225V143H223ZM246 142V143H245ZM263 142V143H262ZM168 144V146H167V144ZM174 143H176V144H174ZM186 143V142H185ZM198 143H199V145H198ZM206 143V144H205ZM208 143V144H207ZM220 145H218V144ZM235 143H237V144H235ZM244 143H245V145H244ZM194 144V146H192ZM211 144V145H210ZM213 144H216V145H213ZM221 144H222V146H221ZM226 144V145H225ZM249 144V145H248ZM263 144V146H261ZM1 145H2V147H1ZM149 145H151L150 147L152 148H150L149 147ZM153 145V146H152ZM171 145L172 146H174V147H171ZM177 145V146H176ZM191 145V146H190ZM209 146L210 145V148L209 147H206V146ZM218 145V146H217ZM237 145V146H236ZM162 146V147H161ZM166 146H167V148H166ZM171 148H170V147ZM176 146V147H175ZM198 146L199 147H201V148H198ZM205 146V147H204ZM214 146L216 147L217 146V148L219 149L220 147L222 148V149H224V151L222 152V150H221V148L219 149L220 151V153L219 152H215L214 153V151H212V150H215L216 148H214ZM223 146H224V148H223ZM229 147V149H228V147ZM261 146V147H260ZM169 147V148H168ZM181 148L180 150L179 149H177V148ZM227 147V148H226ZM239 147V148H238ZM124 148H125V155L128 157L129 156V154H130V151H131V144L128 142V137H126L125 136V139H124ZM146 148L149 150L150 149V151H149V153H150V155L148 154L147 155V153H148V150H146ZM155 148V149H154ZM174 148L176 149L175 151V153L173 152L174 151ZM183 148H185V149H187V150H184ZM202 148H206L204 151H206V153L203 151V150H201ZM212 148V149H211ZM3 149H5V150H3ZM164 149H165V151H164ZM171 149H173V150H171ZM188 149H190V150H188ZM211 149V150H210ZM217 149V150H218ZM237 149V150H236ZM140 150V151H139ZM146 150V151H145ZM157 150V151H156ZM160 150H162V151H164V153L165 154H163V153H161L162 151H160ZM169 150V151H168ZM171 150V151H170ZM201 150V151H200ZM217 150H215V151H217ZM227 150V151H226ZM257 150V151H256ZM3 151V152H2ZM139 151V152H138ZM154 151V152H153ZM190 151V152H189ZM203 151V153H200V152H202ZM211 151V152H210ZM237 151V152H236ZM4 152H7V153H4ZM28 151L26 150V151H24V153L25 154H28L27 153ZM157 152H160V153H158L157 154ZM168 152H170V153H168ZM171 152H173V154L171 153ZM184 152V153H183ZM197 152H199V153H197ZM209 152V153H208ZM215 154H213V153ZM154 153V154H153ZM177 153H178V155H177ZM179 153H180V156H179ZM218 153V154H217ZM223 153V154H222ZM227 153H230V154H227ZM140 154V155H139ZM176 156H175V155ZM187 154V155H186ZM197 154L199 155V156H197ZM204 154V155H203ZM214 155V157L213 156H211V155ZM221 154V155H220ZM7 155V156H6ZM152 155V156H151ZM158 155V156H157ZM161 155V156H160ZM165 155V156H164ZM172 155H174V156H172ZM185 155V156H184ZM220 155V156H219ZM234 155V156H233ZM245 155V156H244ZM249 155V156H248ZM2 156V157H1ZM10 156V157H9ZM146 156V157H145ZM148 156V157H147ZM155 156V159H153L152 157H154ZM166 156H168V157H166ZM170 156H172V157H170ZM177 156H179V157H177ZM182 156H184V157H182ZM188 156V157H187ZM197 156V159L195 158ZM204 156V157H203ZM219 156V157H218ZM222 156V157H221ZM230 156V157H229ZM233 156V157H232ZM160 157H161V160H160ZM185 157H187V158H185ZM191 157V158H190ZM192 157H194V159H195V161H198V162H194V159L192 158ZM203 158V159H201V158ZM206 157H207V159H206ZM211 159H210V158ZM223 157H225V158H223ZM8 158V159H7ZM11 158V159H10ZM147 158V159H146ZM152 158V159H151ZM156 158L157 159H159L161 162H164V163H161L159 160H158V162H160V163H156ZM164 158H166V160L164 159ZM181 158V160L182 161H185L184 163L182 162V161H180L179 159ZM185 158V159H184ZM218 158H220V159H222L223 158V162H222V160H220V159H218ZM236 158V159H235ZM258 158V159H257ZM5 161H4V160ZM11 161H10V160ZM206 159V160H205ZM213 159V160H212ZM215 159H218L219 161H220V164H219V161L217 160V161H214ZM244 159H245V161L247 162V164L249 165V167L250 166H252L251 168H249L248 167V165H246V164H244V163H246V162H244ZM250 159L251 160H253V161H250ZM256 159L257 160H259V161H256ZM150 160V161H149ZM156 160V161H155ZM163 160V161H162ZM168 160V161H167ZM170 160H174V161H170ZM187 160H189V161H187ZM203 161L204 163H202L201 161ZM205 160V161H204ZM211 160H212V163H211ZM235 160V161H234ZM249 160V161H248ZM151 161H152V166H153V168L154 169H152V166H150L151 164ZM154 161V162H153ZM179 161V162H178ZM187 161V162H186ZM190 161H191V164H190ZM226 161V162H225ZM254 161H256L255 163H253ZM9 162H11V163H9ZM17 164V166H15L16 164ZM150 162V163H149ZM181 162V163H180ZM215 162L216 163H218V164H215ZM259 162V163H258ZM7 163V164H6ZM150 165H149V164ZM156 163V164H155ZM170 164L171 163V165H172V167H171V165H170V168H169V165L168 164ZM178 163V164H177ZM180 163V164H179ZM195 163V164H194ZM202 163V164H201ZM206 163V164H205ZM227 163V164H226ZM235 163V164H234ZM261 163V164H260ZM3 164H5V165H3ZM162 164V165H161ZM164 164V165H163ZM192 164H194V165H192ZM200 164V167L199 166H197V167H194V166H196V165H199ZM222 164V165H221ZM14 165V169H13V167L11 168V166H13ZM149 165V168L147 167ZM158 165V166H157ZM179 165V166H178ZM187 165H190V167L188 166L187 167ZM202 165V166H201ZM209 167H208V166ZM215 165H217V166H215ZM226 165H228V166H226ZM240 165H243V167L241 166L240 167ZM5 166H7V168L5 167ZM10 166V167H9ZM162 166L163 167H165V168H163V169H161L162 168ZM166 166H167V168L168 169H172V170H174L175 168H177V169H175L174 170V173H172V170H168L167 168H166ZM183 166H184V168L185 169H187V168H189V172L186 170V175H185V173H183L185 170H184V168H183ZM210 166H212V169H210L211 167ZM219 166V170H218V167ZM255 166V167H254ZM5 167V168H4ZM158 167V168H157ZM160 167V168H159ZM180 169H179V168ZM207 169H206V168ZM215 169H214V168ZM229 167H230V170H231V172L229 171ZM262 167V168H261ZM192 168H194V169H192ZM203 168H204V170H203ZM246 168V169H245ZM247 168H249V169H247ZM255 168V169H254ZM6 169V170H5ZM11 169V170H10ZM18 171H17V170ZM149 169V170H148ZM151 169V170H150ZM161 169V170H160ZM164 169H165V171H164ZM178 169H179V171H178ZM181 169L183 170V172L181 171ZM197 169H198V171H197ZM233 169V170H232ZM256 169H259V170H256ZM20 170V171H19ZM159 170V171H158ZM215 170V171H214ZM240 170H242L241 171V173H240ZM247 170H249L248 171V173L250 172H252L251 173V176H249V174L248 175H246V176H244L243 177V175L244 174H247ZM17 171V172H16ZM22 171V172H21ZM182 172V173H179V172ZM191 171H192V174H191ZM193 171H195L194 173H196L195 175H193L194 173H193ZM201 171V172H200ZM208 171H211V172H213L212 174L214 175H212V174H207V173H211V172H208ZM237 171V174L235 173V175H233V173L234 172H236ZM253 171H257V172H259V175H258V173L256 172V174L258 175V176H260V177H258L257 175H255V172L253 173ZM263 171V172H262ZM19 172V173H18ZM154 172V171H153ZM176 172H178L179 173V175L180 176H178L177 174H176ZM203 172V173H202ZM220 172V173H219ZM227 172H228V174H227ZM238 172H239V174H238ZM22 173V174H21ZM188 173H190L191 174V176H190V174H188ZM205 173V174H204ZM217 175H216V174ZM244 173V174H243ZM3 174V175H2ZM174 174H176V175H174ZM181 174H183V178L185 179H183L182 178V176H181ZM229 174H231V175H229ZM242 175L241 177H243V178H241L239 175ZM19 175H20V177H19ZM22 175V176H21ZM34 175V176H33ZM39 175V177H37ZM189 175V176H188ZM204 175H205V177L206 178H204ZM210 175H212V176H210ZM223 175H224V177H223ZM227 177H226V176ZM240 177V178H238V176ZM256 177H255V176ZM169 176V177H170ZM176 176V177H175ZM178 176V177H177ZM199 176V177H198ZM220 176V177H219ZM22 177V178H21ZM25 177V178H24ZM45 177V178H44ZM186 177L188 178V179H186ZM201 177V178H200ZM213 178V179H210V178ZM215 177V178H214ZM228 178V179H226V178ZM235 177H236V179H235ZM249 177V178H248ZM253 178V177H255V178H253L252 180L250 179V178ZM258 177V178H257ZM34 180H33V179ZM37 178V179H36ZM48 178V179H47ZM178 178V179H177ZM203 178V179H202ZM237 178H238V180H237ZM6 179V180H5ZM12 179V180H11ZM14 179V180H13ZM18 179H23V180H20L19 182H20V184L18 185L17 184V182H18ZM27 179V180H26ZM236 180V182L235 181H232V180ZM243 179H245V180H243ZM256 179V180H255ZM205 180H207V181H205ZM232 181V183L230 184L229 183V181ZM247 180H250V181H247ZM254 180H255V182H254ZM258 180V181H257ZM14 181H16V183L14 182ZM29 181H33V183L32 182H29ZM45 181V182H44ZM202 181H203V183H204V181L207 183H202ZM211 181H214V183H216V185H214V183L213 182H211ZM221 181L224 183L225 182V186L221 183ZM254 182V183H256L257 182V184L255 185V184H253L252 182ZM18 182V183H19ZM42 182H44V183H42ZM49 182V184L50 185H48L47 186V184L46 183H48ZM226 182H228V183H226ZM234 182V183H233ZM249 184H248V183ZM25 183H27V184H25ZM34 184L33 186L31 185V184ZM37 183H39V184H37ZM209 183H210V185H209ZM244 183H245V185H244ZM262 184V185H260V184ZM15 184H17L15 187H18V189L17 188H15V187H12V185L14 186ZM21 184H23V185H21ZM29 184H30V187H32V188H30V187H28L29 186ZM43 184V185H42ZM203 184V185H202ZM226 184H228V185H226ZM236 184V185H235ZM242 184V185H241ZM248 184V185H247ZM259 184V185H258ZM7 185H9V186H11L10 187V189H9V186H7ZM21 185V186H20ZM28 185V186H27ZM181 185H183V188H181L180 186ZM185 185V186H184ZM206 185L207 186H209V188H206ZM219 185V186H218ZM235 185V186H234ZM237 185H239V186H237ZM252 185H254V186H252ZM22 186H23V189H22ZM24 186H27L28 188L27 189H25L26 187H24ZM37 187L38 188V190L35 188V187ZM45 188H44V187ZM188 186V187H187ZM216 186H218V187H216ZM232 186H234V187H237V188H232ZM257 186H259L258 188H259V190L257 189ZM21 187V188H20ZM33 187H34V189H33ZM43 187V188H42ZM203 187H205V188H203ZM217 188V189H215V188ZM221 187H222V191H221ZM224 187H226L225 189H224ZM229 187V188H228ZM248 187V188H247ZM6 188V189H5ZM11 188H13L12 190H11ZM59 188V189H58ZM62 188V189H61ZM67 188V189H66ZM189 188V189H188ZM219 188H220V192H219ZM240 188H242V190L240 189ZM250 188H251V190H250ZM260 188H262L263 190H261ZM30 189H32V190H30ZM40 189V190H39ZM51 189V190H50ZM70 189H72V190H70ZM181 189V190H180ZM211 189V190H210ZM229 189H231V190H229ZM256 190L257 191V193H258V191H259V195H260V197L258 196V194H256L257 196V198L255 197V193H256V191L254 192L253 190ZM3 190V191H2ZM6 190V191H5ZM34 190H35V192H34ZM50 190V191H49ZM58 190V192L57 193H55L56 191ZM61 190L64 192V194H63V192H61ZM67 190V191H66ZM70 190V191H69ZM73 190H75V192L73 191ZM104 190H106V191H108L107 190V187L106 188H103V191ZM202 190V191H201ZM217 190H218V194H217ZM229 190V193H233V194H228L227 193V191ZM239 190V191H238ZM249 190V191H248ZM8 191V192H7ZM10 191V192H9ZM15 191V192H14ZM16 191H17V193H16ZM24 191V192H23ZM26 191V192H25ZM31 191H33L32 192V194H31ZM50 192L51 193V195H52V193H53V195L51 196L52 198H50V199H44V198H42V197H44V195H46V193H48V192ZM53 191H55V192H53ZM72 191V193H70ZM106 191H104L105 193H106V197H107V192ZM206 193H205V192ZM215 191V195H214V192ZM230 191H233V192H230ZM251 191H253L252 193H254V194H252L251 193ZM263 191V192H262ZM21 192V193H20ZM29 192V196H32V198L30 197V198H28L29 196H27L28 193ZM41 192H43V193H45V194H43V193H41ZM88 192V193H87ZM179 194H178V193ZM187 192V193H186ZM207 192H208V194H207ZM212 192V193H211ZM224 192V193H223ZM6 193L7 194H9V195H7L6 196ZM12 193V194H11ZM23 193V194H22ZM55 193V194H54ZM85 193V194H84ZM95 193H97V194H95ZM226 193L228 194V196L230 195V197L228 198V196L226 195ZM236 193V194H235ZM239 195H238V194ZM17 196V198L15 197V195ZM17 194H19V195H17ZM40 194V195H39ZM61 194V195H60ZM72 194V195H71ZM180 194H182L183 196H180ZM187 194V195H186ZM199 194V195H198ZM211 194V195H210ZM3 195V196H2ZM22 195V196H21ZM23 195H25L24 196V198H23ZM35 195H38V196H36V198H33V197H35ZM60 195V196H59ZM63 195V196H62ZM69 197H68V196ZM75 195V196H74ZM81 195H82V197H81ZM97 195V196H96ZM185 195H186V197H185ZM207 195H209V197L211 198H209V197H207ZM212 195H214V198L212 197ZM219 195V196H218ZM224 195V196H223ZM241 195V196H240ZM261 195L263 196V197H261ZM83 196H85V197H83ZM89 196V197H88ZM91 196V197H90ZM200 196V197H199ZM227 196V197H226ZM251 196H252V198H253V200H252V198H251ZM6 197V198H5ZM22 198V199H20V198ZM58 197H60L59 198V200L57 199ZM78 197H80V199L78 198ZM190 197V198H189ZM199 197V198H198ZM203 197L204 198H206V199H203ZM223 197V198H222ZM231 197H235V199L233 198V200L231 199ZM242 197H246L245 198V200H244V198H243V201H242V203H241V201L240 200H242ZM43 199V200H39V199ZM69 198V199H68ZM184 198V199H183ZM199 200H198V199ZM203 200H202V199ZM216 198H218V199H216ZM249 200H251V201H249ZM255 198V199H254ZM8 199H14V201L12 202V203H14L13 205H18V206H14L13 207V205H12V210H13V212L12 211H10L9 209H8V207L6 206V204L4 203V200H8ZM32 199H35V201L36 202H38V203H36L35 201L33 202V201H31ZM54 199H55V201H54ZM71 199H73V200H71ZM76 199V200H75ZM84 200V202H82V200ZM178 199L179 200H183V202H181L180 203V201L178 202ZM193 199V200H192ZM224 199V200H223ZM238 199V200H237ZM257 199V200H256ZM263 199V200H262ZM24 200V201H23ZM27 200V201H26ZM29 200V201H28ZM46 200V201H45ZM49 200V201H48ZM57 200V201H56ZM67 200V201H66ZM68 200H70V202L68 201ZM78 200H79V203H78ZM173 200V201H172ZM176 200V201H175ZM212 200V201H211ZM214 200V201H213ZM216 200V201H215ZM255 200L256 201H260L259 203L257 202H255ZM17 201V202H16ZM20 201H22V203L21 204H24L25 202V204L24 205H21V204H18V203H20ZM41 201H43V202H41ZM45 201V202H44ZM62 203H61V202ZM187 201V202H186ZM189 201V202H188ZM190 201H191V204H193V202H195L194 203V205L193 206H191V204H190ZM200 201V202H199ZM231 201V202H230ZM233 201V202H232ZM235 201V202H234ZM247 201V203H245V202ZM249 201V202H248ZM24 202V203H23ZM49 202V203H48ZM50 202H52L51 204L53 205H51L50 204ZM188 203V204H186V203ZM206 202V203H205ZM210 202L212 203V204H210ZM215 202H218V204L217 203H215ZM263 204H262V203ZM31 203V206L29 205ZM44 203V204H43ZM46 203H48V204H46ZM58 203V204H57ZM68 205H67V204ZM70 203V204H69ZM75 203V204H74ZM82 203H83V205H82ZM199 203V204H198ZM201 203V204H200ZM209 203V204H208ZM235 203V204H234ZM243 203H244V205H243ZM249 203H250V205H251V207H250V205H249ZM5 204V205H4ZM34 204H35V207H34ZM38 204V205H37ZM40 204V205H39ZM42 204V205H41ZM64 204V205H63ZM173 204H175L174 205V207H173ZM182 205L181 207H182V209L184 208V210H183V212H179V210H182L181 209V207H179L180 205ZM184 204V205H183ZM190 204V205H189ZM195 204H196V208L198 209V212H196L197 214H194L195 212H194V210L192 211V210H190L191 209V207H195ZM223 204H224V206L225 207H223ZM228 204V205H227ZM229 204L232 206V204H233V206H235V209H237V211L236 210H234V207H230L229 206ZM258 204V205H257ZM261 204V205H260ZM49 205V206H48ZM71 205H72V207H71ZM80 205V206H79ZM82 205V206H81ZM187 205H189V206H187ZM203 207H202V206ZM212 205V206H211ZM238 205H239V207H238ZM245 205H246V208H244L245 207ZM254 205H256V208L255 207H253ZM36 206H40V207H37L36 208ZM58 207V209L56 208V207ZM62 206V207H61ZM65 206H67V207H64ZM80 207V209L82 210V212H81V210L79 209V207ZM191 206V207H190ZM200 206V208H198ZM206 206V207H205ZM250 207V209L251 210H254V211H252L251 212V210H249L248 208ZM2 207V208H1ZM21 207V208H20ZM22 207H24V209L23 210H21V213H20V211H18V210H20V209H22ZM28 207V208H27ZM29 207H31V208H29ZM33 207H34V210H33ZM41 207H43L42 209H40ZM44 207H47V208H49V210L47 209L46 210V212H45V208ZM56 209H55V208ZM83 207H86L87 208V210L88 211H92V212H88L87 210H85ZM186 207H188L187 209L189 210V211H187V210H185V208ZM208 207V208H207ZM213 207V208H212ZM223 207V208H222ZM237 207V208H236ZM242 207H243V209H242ZM6 208H7V210H6ZM16 208H18V210L16 209ZM29 210H27V209ZM39 208V209H38ZM50 208H54L53 210L52 209H50ZM63 208V209H62ZM77 210H76V209ZM192 208V209H193ZM196 208H194V209H196ZM206 208L207 209H209V210H207V211H210V218H211V216H213L214 217V214L216 215L214 218H211V219H213L212 221H211V219L209 218V219H207V217H209V216H207V215H209V212H207L206 211ZM255 208V209H254ZM263 208V209H262ZM38 209V210H37ZM44 209V210H43ZM91 209V210H90ZM179 209V210H178ZM205 209V210H204ZM214 209H216V210H218V211H216V210H214ZM233 209V210H232ZM258 209V210H257ZM16 210V211H15ZM26 210V211H25ZM37 210V211H36ZM41 211V213H39L38 211ZM52 210V211H51ZM54 210H55V213H53L54 212ZM56 210H57V212H56ZM63 210V211H62ZM70 210H71V212H70ZM222 210V211H221ZM243 210V211H242ZM245 210H247V211H245ZM49 211H51V212H49ZM59 211V212H58ZM65 213V214H62L61 215V217H56V216H59V214L58 213ZM84 211V212H83ZM177 211V212H176ZM192 211V212H191ZM201 211H202V213H201ZM204 211H206V212H204ZM213 211V212H212ZM223 211H224V213H223ZM234 211V212H233ZM240 213H239V212ZM263 211V212H262ZM5 212L7 213V214H5ZM16 212V213H15ZM69 212V213H68ZM86 212H88V213H86ZM187 212V213H186ZM189 212V213H188ZM200 212V213H199ZM204 212V213H203ZM220 212V213H219ZM242 212V213H241ZM244 212V213H243ZM246 212H249V213H246ZM22 213H24V215L22 214ZM38 213H39V215L41 216H38ZM53 213V214H52ZM73 213H74V215L76 216H73ZM81 213H82V215H81ZM84 213L85 214H87L86 216H84ZM206 213H208L207 215H206ZM236 213V214H235ZM247 215H246V214ZM253 213H254V216H253ZM258 213V214H257ZM2 214V215H1ZM11 214V215H10ZM21 214V215H20ZM33 214H34V216H33ZM50 214V215H49ZM90 214V215H89ZM94 214H96V212L94 213ZM199 214H200V216H199ZM202 214V215H201ZM220 214L222 215V216H220ZM223 214L225 215V216H223ZM241 214H243V216L241 215ZM4 215H5V217H4ZM22 215L24 216V217H22ZM35 215L37 216L36 218H35ZM66 215H68V216H66ZM72 215V216H71ZM81 215V216H80ZM97 215V214H96ZM197 215V216H196ZM204 215V216H203ZM205 215L207 216V217H205ZM220 217H219V216ZM235 215H236V217H235ZM257 215V216H256ZM43 216H45V217H43ZM48 216V217H47ZM55 216V217H54ZM82 216H84V217H82ZM129 217V220H128V217ZM189 217L188 219H187V221H186V217ZM191 216H193V217H191ZM237 216L239 217V219L237 218ZM248 218H247V217ZM32 217V218H31ZM66 219H64V218ZM75 218V220H74V218ZM83 219H82V218ZM86 217L87 218H89V219H87V220H85L86 219ZM127 219H126V218ZM198 217V219L200 218V220H196V218ZM202 217H203V219H202ZM204 217H205V219L207 220V222L203 225L202 223H204L205 222V220H204ZM217 217V218H216ZM227 217H229V220H228V218ZM232 217H233V219H232ZM235 217V218H234ZM255 217V218H254ZM257 217V218H256ZM43 218V220H41ZM47 219V221L46 220H44V219ZM52 220H51V219ZM57 218V219H56ZM62 218L64 219V220H62ZM76 218H78V220L76 219ZM79 218H81L84 222H85V224H84V222L83 221H81ZM97 218V219H96ZM194 218V220H192ZM218 218H222V219H220V220H218ZM227 218V219H226ZM243 218H246V219H243ZM27 219V220H26ZM36 219V221H33V220H35ZM54 219V220H53ZM56 219V220H55ZM60 219H61V221H60ZM94 219L95 220H97V221H94ZM249 220V222L248 223H250L251 222V224H249V226H248V223H247V221ZM253 221H252V220ZM38 220V221H37ZM58 220V221H57ZM188 220H190V221H192V222H190V221H188ZM215 220H218L217 222L215 221ZM234 220H235V223H236V225L237 226H235L234 224ZM237 220V221H236ZM247 220V221H246ZM251 220V221H250ZM258 220V221H257ZM8 221V220H7ZM33 221V222H32ZM42 221H43V223H42ZM45 221L47 222V223H49V225L46 223L45 224ZM55 221H57V222H55ZM64 222V223H60V222ZM65 221L66 222H69L68 224V226L66 225V223H65ZM87 221V222H86ZM196 223H198V224H196ZM199 221V222H198ZM208 221H211V222H208ZM221 221V222H220ZM222 221H224V222H222ZM228 221V222H227ZM239 221V222H238ZM38 222H39V224H38ZM54 222V223H53ZM58 222H59V224H63V225H61V227L58 225ZM78 222H81V223H78ZM89 222V223H88ZM130 222V223H129ZM132 222V223H131ZM194 222V223H193ZM202 222V223H201ZM218 222H220V223H222V224H220V223H218ZM227 224H226V223ZM241 222V223H240ZM243 222V223H242ZM71 223V224H70ZM97 223H98V225H99V223H100V225L98 226L97 225ZM200 223V224H199ZM211 223V225H214V226H212V227H210V225L208 226V224H210ZM229 223V224H228ZM232 223V224H231ZM234 223V224H233ZM238 223H240L239 225H238ZM245 223V224H244ZM27 224V225H26ZM41 224V225H40ZM84 224V225H83ZM88 224V228L89 229H93L94 227H93V225L95 226V228L93 229V231L94 232H92V229H91V232H88L89 230H87V228L85 227L86 225ZM135 226H134V225ZM146 224V225H145ZM226 226H225V225ZM40 225V226H39ZM45 225V226H44ZM48 225V226H47ZM57 225V226H56ZM64 225H66V228H65V226ZM70 225H74L76 228H78L77 226H79V228L78 229H75V227L74 226H71L70 227ZM80 225H82L81 227H80ZM130 225H131V228H130ZM139 225V228L137 227ZM222 225H224V226H222ZM228 225H230L229 227H227ZM232 225V226H231ZM246 225H247V227H246ZM257 225V227L255 228V226ZM259 225V226H258ZM29 226V227H28ZM33 226V227H32ZM38 226V227H37ZM102 226V227H101ZM145 226V227H144ZM153 228H152V227ZM234 226L235 227H238V228H234ZM61 228L62 229V231H61V229L59 230V228ZM67 227H68V229H67ZM84 227V228H83ZM99 228V230H98V228ZM107 227H109V228H107ZM129 227V228H128ZM135 227V228H134ZM145 229H144V228ZM201 227V226H200ZM219 227V228H218ZM221 227H223V231H222V228ZM231 227V228H230ZM240 227V228H239ZM27 228H25V229H27ZM83 228V229H82ZM107 228V229H106ZM134 228V229H133ZM202 228V227H201ZM221 228V229H220ZM229 228V230H231V233H227L229 230H227ZM233 228V229H232ZM247 228V229H246ZM251 230H250V229ZM255 228V229H254ZM42 229V230H41ZM75 229V230H74ZM96 229V230H95ZM102 229V230H101ZM104 229V230H103ZM108 229H111V232L108 230ZM116 231H115V230ZM130 229V230H129ZM151 229H153V230H151ZM205 229V230H204ZM224 229H226V230H224ZM236 229V230H235ZM81 230H84V231H82L83 233H81V235L78 233V234H76L77 232L76 231H81ZM106 230H108V231H106ZM115 231V233L113 232V231ZM119 230V231H118ZM128 230H129V232H128ZM135 232L134 234H133V231ZM138 230H139V232H138ZM140 230H141V232H140ZM142 230H143V232L145 231L146 232V230H148L147 231V233H145V234H143V232H142ZM151 231V233H149L150 231ZM232 230H234V231H232ZM246 230V231H245ZM248 230L249 231H251V234H250V232L248 233ZM56 233H55V232ZM58 231V232H57ZM86 231H87V233H86ZM106 231V232H105ZM121 231V232H120ZM131 231V232H130ZM153 231H154V233H155V235L157 236H155L154 235V233H153ZM219 231L221 232V233H219ZM238 232V234H242V236H240V235H238L237 233L235 234L236 235V237L235 236H233L234 235V232ZM244 231H245V233H246V235H245V233H244ZM53 232V233H52ZM76 232V233H75ZM97 232V233H96ZM110 232V233H109ZM116 232H118V238L117 239H115L116 237H117V233ZM125 232H127L128 234H126ZM202 232V233H203ZM215 232V233H214ZM217 232L220 234V236H219V234H217ZM230 232V231H229ZM243 232V233H242ZM257 232V233H256ZM51 233V234H50ZM65 233V234H64ZM68 233V234H67ZM88 233H90V234H88ZM93 233H96L95 235H98V236H94V234ZM109 234V235H107V234ZM133 234V235H131V234ZM139 233H140V235H139ZM204 233V234H205ZM263 233V234H262ZM53 234V235H52ZM83 234V235H82ZM85 234V235H84ZM88 234V235H87ZM123 234V235H122ZM130 234V235H129ZM141 234H143V235H145V236H147V235H149V238H150V236H151V238L150 239H147L148 237H145V236H142ZM152 234V235H151ZM214 234H217L216 235V237L214 236V238L216 239H218V241H216L214 238H213V235ZM222 234H224V236H221ZM231 236V238L229 237V235ZM247 234L249 235V237H250V239L248 240V236H247ZM258 234V235H257ZM260 234V235H259ZM50 235H51V237H50ZM63 235V236H62ZM72 235H75V236H72ZM91 235H92V239H94V244L91 242V241H93L92 239H91ZM121 235V236H120ZM134 235L136 236V237H134ZM245 235V236H244ZM43 236V237H42ZM79 236V237H78ZM87 236V237H86ZM93 236H94V238H93ZM106 236H109V239L106 237ZM131 236V237H130ZM153 236L155 237V239L153 238ZM226 236V237H225ZM230 238V239H228V237ZM256 236V239H258L259 238V240H256L254 237ZM53 237V238H52ZM63 237V238H62ZM67 237H68V239H67ZM76 238V239H74V241H77L76 243H79L80 242V244L77 246L78 248L76 249L75 248V243H74V241H73V238ZM83 237V238H82ZM96 237V238H95ZM97 237H99V238H97ZM126 237V238H125ZM158 237H160V238H162V240L160 239V238H158ZM204 237H203V239H204ZM241 238V237H243V239H242V241L241 240H239L242 244L241 245H243L244 243H245V241L247 242V241H250V242H247L246 244H247V246L245 245H243V246H241L240 244H239V242H238V239L239 238ZM245 237L247 238V239H245ZM51 238H52V240H51ZM78 238L80 239V240H87L86 241V245H84L85 244V241L83 240L82 242L81 241H79L78 240ZM138 238L139 239H142V242H140L139 240H138ZM144 238H146L147 239V241L144 239ZM158 238V239H157ZM254 238V239H253ZM262 238V239H261ZM47 241H46V240ZM69 239H71V241L72 242H70V241H68ZM103 239H105V240H102ZM151 239H152V241L154 242V243H157L158 244V246H157V244H154L152 241H151ZM198 240V242H196L195 243V241H197ZM210 239V240H209ZM213 239V240H212ZM226 239H228V240H226ZM236 239V240H235ZM253 239V240H252ZM95 240H100L98 243V245H97V241L95 242ZM143 240H144V242H147L146 243V245H144L145 243L143 242ZM150 240V241H149ZM160 240V241H159ZM164 240V241H163ZM229 241V243H226L225 241ZM234 240V241H233ZM244 240V241H243ZM255 240V241H254ZM262 240V241H261ZM79 241V242H78ZM106 243H105V242ZM116 241V242H115ZM156 241V242H155ZM165 241H166V243H165ZM174 241V242H173ZM253 241H254V243H253ZM260 241H261V243L263 244H261L260 243ZM44 242V243H43ZM68 242H70L69 244H68ZM84 242V243H83ZM101 242H103V243H105V245H103V243H102V245H101ZM160 242H162L161 244H160ZM169 242V243H168ZM211 242H212V246L210 245L211 244ZM216 242H218L217 244H219V247H218V245L216 244ZM222 242V243H224V245H225V243H226V245L225 246H223V244L221 245L220 243ZM231 242H234V244H237V245H234L233 243H231ZM74 243V244H73ZM83 243V244H82ZM95 243H96V245L97 246H99L100 247V249H98L99 247H96V248H94L95 246ZM116 243V244H115ZM118 243H120V244H118ZM149 243V244H148ZM172 243H174L173 245H172ZM210 243V244H209ZM213 243H215L214 245H216V246H214L213 245ZM249 243H251V244H249ZM253 243V244H252ZM48 245V247H47V245ZM62 244H65V245H62ZM107 244V245H106ZM129 244H131V245H129ZM134 244V245H133ZM171 244V245H170ZM182 244V245H181ZM228 244V245H227ZM249 244V245H248ZM69 245H70V247H69ZM93 245V246H92ZM154 245V246H153ZM162 245V246H161ZM185 245V246H186ZM209 245V247L210 248H212L211 249V253L212 252H214L215 251V255H217V256H214L213 255V253H212V255H211V253L209 252L210 251V249H209V247H208V249L206 248V246H208ZM221 245V246H220ZM229 245H231V247L229 246ZM52 248H51V247ZM63 246V247H62ZM115 246V247H114ZM117 246V247H116ZM119 246V247H118ZM125 246V247H124ZM156 246V247H155ZM236 246V248H233V250H231V248L232 247H235ZM240 246V247H239ZM248 246H249V248H248ZM252 246V247H251ZM263 246V247H262ZM72 247H73V249H72ZM93 247V248H92ZM102 247H103V249H102ZM110 247V248H109ZM120 247H123V248H121L120 249ZM166 247V248H165ZM171 249H170V248ZM205 247V248H204ZM214 247L216 248L215 250H214ZM223 247V248H222ZM227 247H228V250H227ZM237 247H239V248H237ZM244 247V248H243ZM251 247V248H250ZM70 248H71V250H70ZM115 248H118V249H115ZM157 248V249H156ZM226 248V249H225ZM230 248V249H229ZM49 249H50V251H49ZM55 249V250H54ZM102 249V250H101ZM109 249H111V250H109ZM125 249V250H124ZM207 249V250H206ZM224 249H225V251H224ZM236 249V250H235ZM240 250V251H238V253H237V250ZM243 249H244V252H243ZM67 250H69V251H67ZM74 250H76V251H74ZM79 250V251H78ZM96 250V251H95ZM131 250V251H130ZM206 253V254H208V253H210V254H208V255H206L203 251ZM214 250V251H213ZM105 251H103V252H105ZM218 251V252H217ZM224 251V252H223ZM226 251H228V252H226ZM233 251V252H232ZM56 252V253H55ZM68 252H70V254H68ZM74 252V253H73ZM78 254H76V253ZM112 252H114L113 254L114 255H112ZM115 252H116V254H115ZM122 254H124V255H122ZM127 253L128 255H126L125 253ZM177 252V254L178 255H176L175 253ZM226 252V253H225ZM44 253V254H43ZM46 253V254H45ZM51 253H52V255H53V257H52V255H51ZM54 253L55 254H57V255H54ZM65 253V254H64ZM171 253H173V254H171ZM243 254V256L242 255H240V254ZM112 255V256H114V257H112V256H109V255ZM120 254H121V256H120ZM132 255V258H128V257H131V255ZM206 255V258H207V256H209V259H211V257H212V259L211 260H209L208 261V258L207 259H205V257L204 256H202V255ZM220 254H221V257H220ZM247 254H248V256H247ZM42 255H43V257H42ZM47 255V256H46ZM59 255V256H58ZM152 255V256H151ZM172 255V256H171ZM202 256V258H201V256ZM224 255V256H223ZM236 255V256H235ZM46 256V257H45ZM58 256V258H56ZM62 258H61V257ZM77 256H79L78 257V259H77ZM122 256L124 257L125 256V258H126V260H125V258H123L125 261H121L122 260ZM126 256H128V257H126ZM174 256H176V257H174ZM231 256H233V259H231L232 257ZM238 256H239V258H238ZM141 257V258H140ZM217 257V258H216ZM231 257V258H230ZM235 257V258H234ZM42 258V259H41ZM48 260H47V259ZM63 258H64V260H63ZM135 258V259H134ZM174 260H173V259ZM201 260H200V259ZM219 258V259H218ZM242 260H241V259ZM41 259V260H40ZM44 259V260H43ZM59 259H60V262H59ZM78 261H77V260ZM42 260H43V263H42ZM62 260V261H61ZM117 260H119V263H118V261ZM157 260V261H156ZM207 262H206V261ZM228 260H230V261H228ZM53 261V262H52ZM217 261H218V263H217ZM232 261V262H231ZM242 261V262H241ZM245 261H247V262H245ZM226 262V263H225ZM261 264V263H259V262H256V264Z\"/></svg>","mask_w":264,"mask_h":264},{"label":"bare ground","instance_id":"2","mask_svg":"<svg viewBox=\"0 0 264 264\" xmlns=\"http://www.w3.org/2000/svg\"><path fill=\"white\" fill-rule=\"evenodd\" d=\"M28 1H30V0H0V95H1V98L2 99H0V101H3L2 102V110H3V112L5 113V115L8 117V118H10V120H11V125H10V133L9 134H7L6 135V139H4L5 140V144H4V148L6 147V150H7V152L9 153V155L12 157V161H16V163L18 162L19 163V165L22 167V169H23V171H24V173L27 175V174H34V173H38V174H40V176L42 175V174H46L47 175V177H49L50 178V184L51 183H53L55 186H53V185H51V186H49L51 189H53V187H55L54 189H56V187H58L57 185H61L62 186V188L64 189V187L63 186H68V189H69V187L70 188H73V189H76L78 192V194L79 193H82V192H85V191H88L89 193L90 192H94V191H98V197H94V199L93 200H91V201H87L86 202V200H85V202H84V200H82V202H84V203H86V204H88L91 208H92V210L93 211H95L96 212V214H94L92 211H88L87 210V208L86 207H83L85 210H87L88 212H92L93 214H89L90 216H88V217H91L90 219L89 218H87L86 217V219L85 220H87V219H89L90 220V222H91V219H93V217H95V216H97V218H98V220L102 223V225L103 224H105V225H107V226H109V227H118V228H120L121 227V230L122 229H124V228H122V219H123V217L124 216H126V215H128V216H130V218H132V222H135V224L137 225V223L138 224H140L141 222H145L146 224L148 223V224H151L152 226L154 225H156L155 226V233H156V231L158 232L156 235L157 236H160V235H162V234H160V233H163L164 234V236L166 237V239L167 240H170V239H177L179 242H178V244L179 243H183L182 241H184V239H187L186 241H188V243L189 244H185L184 246L182 245V246H178L179 248H182L181 249V251H180V255H178L177 254V252L175 253L176 255H178L177 256V259H178V262L180 263V264H202V263H204V261L201 263V261L199 262L198 261V255H197V253L199 254V250L200 249H202L203 248V246L202 245H207L208 243H207V238H210L211 237V234H207V235H209L208 237H204L205 235H206V230L203 232V227H205L206 225H204L206 222H207V220L205 219V217H207V216H209V217H207V219H209L210 218V211H207V210H209V209H207L206 208V211L207 212H209V215H207L208 213H206V215H205V217H204V220H205V222L204 223H202L204 226H202L200 223V225L199 226H196L195 224H192V225H190V224H186L185 223V219H183L182 217H184L183 215H185L184 213H185V211L183 212V210H184V208L182 209V205H180L179 207H181V209L182 210H179V212L181 211V212H183V215L181 216V218H179V217H177V216H175L173 213H172V211L170 210V208L169 207H171L172 206V203H171V205L170 204H168L169 202H167V200L169 199H167V197H169L170 196V199H171V197L173 196V194H175V195H177L175 192L176 191H178L177 189L179 188V186L177 185V184H180L181 182H183L182 180H181V178H179L180 180H181V182L179 183L178 181H180V180H178L177 182H175V181H171L174 177H172V179H171V176L170 175H172V174H170V172L169 171H167V172H169V176L166 174L167 172L165 171V169H164V171L166 172H163V173H161V171H159V172H156L155 170H152V174H150V173H147V170H146V168L145 167H143L142 165H144V161H145V158H144V160L143 161H141L142 159L141 158H143L142 156H141V158H140V156H138V154L136 153L137 152V150L140 148L141 149V147H143L144 145H146L149 141H152V142H154L152 139L154 138V136L155 135H157V136H159V139H160V136H161V139H167V137L169 136V134H168V136L166 137V135H165V133H164V131H162V129L160 128V126L162 125H158L159 123H158V121H159V119L162 117V115H164V114H162V112L164 111V110H161V109H159L156 105H155V103H156V101H155V103L154 102H151V100H150V102H148V101H146L147 103L145 104V103H143V101H142V103L140 102V105H135L134 107H132V108H130L131 109V111H132V114H131V117H130V120H129V124H128V129H127V131L126 132H124L123 131V129H122V127L120 126V120H118V121H116L113 125H111V121H110V126H111V130L112 131H110V132H115L114 134V137H112L113 138V143H114V146L115 147H113L112 145L110 146V144H109V141H108V137H106V134H104V133H102V132H100V129H99V127H98V125L97 124H95L93 121H91L90 119H88V117L85 115V114H87V113H85L84 112V110H86V108L83 110V108L85 107V105H84V107L83 108H81L82 107V104H83V102H82V100H81V102H82V104H78V105H81V107H79V108H77V104H75L76 106V108L78 109V116L76 117L77 119H76V122H77V127H78V129H79V132H78V135H77V133L76 132H74V130L72 129V126L70 125V123H69V121H67L66 119H65V117H64V115L62 114V112H61V110L59 109L60 107H62L63 109H67V107H69L70 109L72 108V107H70V106H66V104H67V100H68V94H69V87H66L67 85L69 86V84L71 83L70 82V80L68 81V79H65V77H64V79L66 80V81H68L69 82V84H67V85H65V83H63V82H60L61 80H59V81H57V80H52V79H49V77H48V75L46 76V71H45V66L46 65H48V67H50L49 65H51V67L49 68V69H51L52 68V66L54 65V68H55V66H57V67H59V68H61L62 70H63V72H65L66 73V75H68V76H70L71 78H73V79H75V80H77V82H79L80 84H83V85H88V81L87 80H89L90 82H91V80L88 78H86L85 76L86 75H89L88 73L85 75V73L84 72H82L81 71V67H79V63H78V58L81 60V57H76L77 58V60L75 59V58H71L72 57V54H73V50H72V47H73V45H70L71 44V42H69L70 44H68V47L69 46H72L71 47V50L68 48V47H65V49L66 48H68L69 50H70V52H72V54H71V60L70 61H65V57H64V55H63V52L62 53H60V54H57L56 52V54L50 49V47L52 46V44H51V46H49L50 45V42H51V40H50V42H48V35H47V37L46 38H44L45 39V41H46V39H47V42L49 43V45L44 41V39L42 40L41 39V33L42 32H44V30L43 31H39V29H40V27H39V29H38V26L40 25H38L37 26V24L36 25H29L28 23V25L25 23V22H23V21H25L27 18H25V20H21L20 19V12L22 11V10H24V9H26L25 7H26V4H28ZM33 1V0H32ZM32 1H30V2H32ZM46 1V0H45ZM63 1V5H64V2L66 3L65 5H67V7L69 6V2L68 1H70V0H62ZM67 1V2H66ZM79 1V0H78ZM90 0H85V2H89ZM93 1V0H92ZM91 1V2H92ZM135 1V0H134ZM133 1V2H134ZM158 1H160V0H158ZM162 1V0H161ZM167 1V0H166ZM178 1V0H177ZM192 2H195L196 3V1L194 0H191ZM210 2H211V0H209ZM213 1V0H212ZM216 1H218V0H216ZM253 1V0H252ZM44 2V1H43ZM48 2V1H47ZM56 2H58L57 0H56ZM61 2V1H60ZM91 2H89V4L91 3ZM97 2V1H96ZM96 2H94L95 3V5L93 4V3H91L92 5L91 6H96L97 7V4H96ZM105 2V1H104ZM137 2V1H136ZM141 2V1H140ZM170 2V1H169ZM179 2V1H178ZM189 2H190V0H189ZM200 2V1H199ZM208 2V1H207ZM226 2V1H225ZM234 2V1H233ZM236 2V1H235ZM234 2V3H235ZM248 2V1H247ZM254 2V1H253ZM259 2H260V0H259ZM258 2V3H259ZM33 3V2H32ZM39 3V2H38ZM42 3V2H41ZM46 3V2H45ZM45 3L44 4H42L41 6H44L45 5ZM50 3V2H49ZM59 3V2H58ZM68 3V4H67ZM73 3V4H72ZM72 3H70V4H72V5H74V3H75V5H76V0H75V2L73 1ZM100 3V2H99ZM115 3V2H114ZM135 3V2H134ZM185 3H187V1L185 2ZM200 3H202V1L200 2ZM228 3H230L231 4V2H228ZM238 3V2H237ZM261 3H263V2H261ZM34 4V3H33ZM53 4H54V1H53ZM60 4H62V2L60 3ZM102 4V3H101ZM109 4V3H108ZM126 4H128V3H126ZM164 4H168V3H164ZM163 4V5H164ZM178 4V3H177ZM180 4V3H179ZM194 4V3H193ZM192 4V5H193ZM221 4V3H220ZM239 4V3H238ZM249 4H251V2H249ZM252 4H254V3H252ZM257 4V3H256ZM51 5H52V1H51ZM56 5L58 6L59 4H57L56 3ZM78 5H80L79 3H78ZM111 5V4H110ZM109 5V6H110ZM149 5V7H150V4H148ZM163 5H161V6H163ZM168 5H170V4H168ZM188 5V4H187ZM189 5H191V4H189ZM197 5H198V2L196 3V7H195V4H194V9L195 8H198L197 7ZM203 5V4H202ZM216 5H217V3H216ZM228 5V4H227ZM235 5V4H234ZM264 3L261 5L263 8H264ZM35 8H36V6L35 5H33ZM32 5H31V7H33ZM50 6V5H49ZM55 6V5H54ZM84 6H86V7H83V9H86L87 10V4H85ZM90 6V7H91ZM98 6H99V4H98ZM108 6V7H109ZM111 6H113V5H111ZM136 6V5H135ZM146 6V5H145ZM157 6V5H156ZM156 6H155V8H156ZM161 6H160V8H161ZM221 6V5H220ZM233 6V5H232ZM238 6H240V5H238ZM38 7H40V6H38ZM52 7V6H51ZM59 7H60V5H59ZM74 7V6H73ZM102 8H103V6H101ZM100 7V8H101ZM107 6H105V8H106ZM107 7V8H108ZM113 7H115V6H113ZM123 7V6H122ZM144 7V6H143ZM151 7H153V3H152V6ZM158 8H159V6H157ZM164 8H165V6H163ZM170 8H171V5L169 6ZM204 7V6H203ZM228 7V6H227ZM230 7H231V5H230ZM236 8H238L237 6H235ZM234 7V8H235ZM249 7V6H248ZM247 7V8H248ZM256 9L258 8V6H254ZM259 7H260V5H259ZM262 7H260L261 8V10H264V9H262ZM33 9V10H35V11H37L36 9ZM56 8V7H55ZM66 8V7H65ZM64 8V9H65ZM71 8V7H70ZM97 8H99V7H97ZM101 8V9H102ZM105 8H103V9H105ZM183 8V7H182ZM200 8V7H199ZM198 8V9H199ZM210 8H211V6H210ZM244 8H246V7H244ZM251 8V7H250ZM250 8H248V12H250L249 11V9ZM37 9H39V8H37ZM45 9H47V7H45ZM45 9H43L44 11H45ZM50 9V8H49ZM64 9H62V12H63V10ZM68 9V11H70L69 10V7L67 8ZM66 9V10H67ZM73 9V8H72ZM75 9V8H74ZM79 9H81V8H79ZM89 9V8H88ZM95 9V8H94ZM93 9V10H94ZM113 9V8H112ZM118 9V8H117ZM124 9V8H123ZM135 9V8H134ZM152 9V8H151ZM151 9H149V10H151ZM163 9V8H162ZM162 9H161V11H162ZM179 9H180V7H179ZM190 9H193V6H192V8H190ZM189 9V10H190ZM212 9H214V8H212ZM211 9V10H212ZM223 9V8H222ZM221 9V10H222ZM242 9V8H241ZM252 9H253V5H252ZM256 9H254V11L256 10ZM31 10V9H30ZM30 10L29 9H27V11H25V16L27 17V14L28 15H30L29 14V12H30ZM33 10H31V11H33ZM40 10V9H39ZM39 10H38V12H39ZM75 10H78V9H75ZM82 10V9H81ZM81 10H78V11H81ZM106 10V9H105ZM108 10V9H107ZM109 10H111V8H109ZM116 9H114V11H115ZM125 10V9H124ZM184 10V9H183ZM183 10H182V13H183ZM210 10V9H209ZM216 10V9H215ZM245 10V9H244ZM244 10H242V11H244ZM251 10V9H250ZM40 11H42V10H40ZM59 11H61V9L59 10ZM77 11V12H78ZM84 11V10H83ZM92 11V10H91ZM96 11H98V10H96L95 9V12ZM103 11V13H104V10H102ZM126 11V13L128 12L129 14H130V11H127V10H125ZM124 11V12H125ZM156 11V10H155ZM158 11H160L159 9H158ZM168 11H170L169 9H168ZM175 11V10H174ZM178 11V10H177ZM198 11V10H197ZM203 11H205V9L203 10ZM208 11V10H207ZM220 11V10H219ZM235 11V10H234ZM253 11V10H252ZM257 11H259V10H256V12ZM43 12V11H42ZM53 13H54V9H53V11H52ZM57 12H58V9H57ZM65 12V11H64ZM63 12V13H64ZM74 12V11H73ZM73 12H71V13H73ZM94 12V11H93ZM106 13H107V11H105ZM110 12H112V10L110 11ZM117 12H119V11H117ZM121 12V11H120ZM132 12V11H131ZM165 12H167V11H165ZM192 11H190V13H191ZM194 12V11H193ZM215 12V11H214ZM226 12V11H225ZM239 12V11H238ZM261 12V11H260ZM260 12H257V13H260ZM27 13V14H26ZM35 13H37V12H35ZM34 13V14H35ZM43 13H45V12H43ZM50 14H51V12H49ZM75 13L76 12H74L73 14H72V16L74 17V15H75ZM78 13H81V12H78ZM82 13H84V12H82ZM86 13H89V11L87 10L86 11ZM101 13V12H100ZM102 13V14H103ZM123 13V12H122ZM127 13V14H128ZM140 13V12H139ZM181 13V14H182ZM190 13H189V15H190ZM198 13V12H197ZM204 13V12H203ZM224 13V12H223ZM229 13V12H228ZM231 13H233V12H231ZM242 13V12H241ZM243 13H246V12H243ZM252 13V12H251ZM253 13H255V12H253ZM38 14V13H37ZM36 14V15H37ZM39 14H40V12H39ZM42 14V13H41ZM47 14H48V11H47ZM49 14V15H50ZM69 14V13H68ZM85 14V13H84ZM92 13H90V15H91ZM108 14V13H107ZM110 14H114L113 12L112 13H110ZM109 14V16H111ZM125 14V13H124ZM133 14V13H132ZM158 14V13H157ZM156 14V15H157ZM166 14H168V12L166 13ZM192 14H194V13H192ZM191 14V17L193 16ZM201 14H202V11H201ZM230 14V13H229ZM233 14H235V12L233 13ZM248 15H250L249 13H247ZM262 14H264V13H262ZM262 14H260V15H262ZM22 15V14H21ZM43 15H45V14H43ZM51 15H53V14H51ZM71 15V14H70ZM70 15H69V17H70ZM82 15V17L84 16L83 14H81ZM119 15V14H118ZM120 15H122V14H120ZM119 15V16H120ZM137 15H138V13H137ZM161 14H158L157 16V18H159V16H160ZM172 15V14H171ZM182 15H184V14H182ZM195 15V14H194ZM203 15V14H202ZM222 15V14H221ZM226 15V14H225ZM237 15V14H236ZM242 15V14H241ZM246 15V14H245ZM244 15V16H245ZM248 15H247V17H248ZM252 15V14H251ZM250 15V16H251ZM32 16V15H31ZM35 16V15H34ZM40 16V15H39ZM39 16H38V18H39ZM46 16V15H45ZM53 16H55V15H53ZM59 16V15H58ZM57 16V17H58ZM64 16V15H63ZM76 16V15H75ZM80 16V15H79ZM100 16H101V14H100ZM115 16V15H114ZM130 16V15H129ZM128 16V17H129ZM187 16H188V14H187ZM231 16V15H230ZM234 17H236L235 15H233ZM243 16V15H242ZM255 16V15H254ZM60 17V16H59ZM65 17H67V15L65 14ZM72 17V18H73ZM102 17L104 18V15H102ZM102 17H101V19H102ZM112 17H113V15H112ZM118 17V16H117ZM123 17V16H122ZM124 17H126V16H124ZM123 17V18H124ZM132 17V16H131ZM130 17V18H131ZM152 17V16H151ZM150 17V18H151ZM155 17V16H154ZM172 16H170V13H169V18H171ZM186 17V16H185ZM185 17H184V20H185ZM189 17V16H188ZM195 17L197 18L198 16L197 15H195ZM200 17V16H199ZM210 17V16H209ZM233 17V18H234ZM246 17V16H245ZM253 17V15L251 16V17H249V19L250 18H252ZM29 18V17H28ZM33 18H37V17H33ZM72 18H70V19H72ZM75 18V17H74ZM95 18H97V17H95ZM94 18V19H95ZM116 18V17H115ZM129 18V19H130ZM149 18V17H148ZM201 18V17H200ZM217 18V17H216ZM219 18H221V17H219ZM226 18V17H225ZM232 18V19H233ZM262 18H263V16H262ZM53 19H54V17L52 18V21H53ZM81 19V18H80ZM94 19H92V20H94ZM98 19V18H97ZM99 19H100V17H99ZM100 19V20H101ZM108 19V18H107ZM122 19V18H121ZM128 19V18H127ZM140 18H138V20H139ZM166 19V18H165ZM168 19V18H167ZM178 19V18H177ZM176 19V20H177ZM243 19H245V20H247V21H249V19H247V18H243ZM38 20V19H37ZM59 20V19H58ZM64 20V19H63ZM62 20V21H63ZM104 20H106L105 18L103 19V21ZM109 20H110V17H109ZM108 20V21H109ZM118 20H120V19H118ZM137 20V21H138ZM145 20V19H144ZM150 19H148L147 21H149ZM174 21H175V19H173ZM187 20V19H186ZM195 20V19H194ZM197 20H199V19H197ZM209 20V19H208ZM211 20V19H210ZM213 20V19H212ZM221 20V19H220ZM251 20V19H250ZM259 21L261 20V19H258ZM34 21V20H33ZM54 21H55V19H54ZM60 21H61V19H60ZM73 21H74V19H73ZM96 21V20H95ZM98 21V23H99V20H97ZM110 21H112V20H110ZM115 21H117V20H115ZM114 20H113V22H115ZM122 21H123V19H122ZM151 21V20H150ZM206 22H207V19L205 20ZM219 21V20H218ZM241 21H243V20H241ZM253 21V20H252ZM29 22V21H28ZM37 22V21H36ZM42 22V21H41ZM40 22V23H41ZM66 22V21H65ZM74 22H77V21H74ZM74 22H72V24L76 27V24L74 23ZM82 22V21H81ZM139 22V21H138ZM177 22V21H176ZM191 22V21H190ZM193 22V21H192ZM196 22V21H195ZM209 22V21H208ZM223 22H226V21H222V23ZM240 22V21H239ZM245 22V21H244ZM250 22V21H249ZM255 22V21H254ZM29 23H31V22H29ZM56 23V22H55ZM63 23V22H62ZM69 23V22H68ZM91 23V22H90ZM92 23H93V21H92ZM96 23V22H95ZM95 23H93V25H95ZM102 23V22H101ZM116 24H117V22H115ZM130 23V22H129ZM133 23V22H132ZM148 23V22H147ZM171 24V22H168L167 24ZM179 24H180V27H181V24L182 23H180V22H178ZM187 23H189V22H187ZM201 23V22H200ZM229 23V22H228ZM247 24H248V22H246ZM35 24V23H34ZM52 24H54L53 22H52ZM58 24H60V23H58ZM79 25L80 24H82V23H78ZM84 24V23H83ZM86 24V23H85ZM106 24V23H105ZM174 24V23H173ZM178 24V25H179ZM190 24H192V23H190ZM197 24V23H196ZM199 24V23H198ZM197 24V25H198ZM205 24V23H204ZM225 24V23H224ZM223 24V25H224ZM227 24V23H226ZM234 24H235V22H234ZM233 24V25H234ZM243 24V23H242ZM241 24V25H242ZM245 24V23H244ZM255 24V23H254ZM56 25V24H55ZM54 25V27H56ZM69 25V24H68ZM68 25H66L67 27H70V26H72L71 24H70V26H68ZM87 25H89V23H87ZM87 25H85L86 27H87ZM103 25V24H102ZM111 25V24H110ZM110 25H109V27H110ZM147 25V24H146ZM149 25V24H148ZM196 25V26H197ZM203 25V24H202ZM232 25V26H233ZM249 25H252V24H249ZM248 25V26H249ZM53 26V25H52ZM51 26V27H52ZM63 26H64V23H63ZM83 26V25H82ZM84 26V27H85ZM90 26V25H89ZM116 26V25H115ZM134 26V25H133ZM141 26H142V23H140V28H141ZM174 26H176V25H174ZM226 27H227V25H225ZM235 26H236V24H235ZM243 26V25H242ZM245 26V25H244ZM264 26V25H263ZM41 27H43V26H41ZM77 27H78V25H77ZM76 27V28H77ZM80 27V26H79ZM100 27V26H99ZM124 27V26H123ZM216 27V26H215ZM230 27V26H229ZM246 27V26H245ZM244 27V28H245ZM48 28V27H47ZM57 28V27H56ZM55 28V29H56ZM62 28V27H61ZM60 28V29H61ZM71 28H73V27H71ZM88 29L90 28V27H87ZM94 28V27H93ZM114 28V27H113ZM112 28V30H116V28H117V26H116V28L115 29H113ZM131 28V27H130ZM168 28H170V27H168ZM172 28V27H171ZM236 28H237V26H236ZM240 28H241V26H240ZM257 28V27H256ZM63 29H64V27H63ZM62 29V30H63ZM67 29V28H66ZM69 29V28H68ZM67 29V30H68ZM74 29V28H73ZM78 29L79 28H77L76 30H77V32H79L78 31ZM81 29V28H80ZM79 29V30H80ZM82 29H84L83 27H82ZM109 28L107 27L106 28V30H108ZM118 29V28H117ZM124 29V28H123ZM135 29H136V27H135ZM137 29H139L138 27H137ZM142 29V28H141ZM156 29V28H155ZM164 29V28H163ZM177 29V28H176ZM175 29V30H176ZM204 29H208V27L207 28H204ZM216 29V28H215ZM214 29V30H215ZM230 29V28H229ZM242 29V28H241ZM247 29V28H246ZM253 29V28H252ZM61 30V31H62ZM65 30V29H64ZM64 30H63V33L65 34V32H64ZM93 30V29H92ZM100 30H102V28H100ZM99 30V31H100ZM119 30H121V29H119ZM143 30H145V29H143ZM167 30V29H166ZM183 30V29H182ZM212 30V29H211ZM210 30V31H211ZM219 30H221V29H219ZM248 30H249V28H248ZM250 30H251V27H250ZM250 30H249V33L251 34L252 33V31L250 32ZM57 31H58V29H57ZM69 31H70V29H69ZM68 31V32H69ZM75 31V30H74ZM82 32H83V30H81ZM108 31H110V30H108ZM127 31V30H126ZM136 31V30H135ZM146 31V30H145ZM169 32H173V30L172 31H170V30H168ZM209 31V32H210ZM228 31V30H227ZM236 31V30H235ZM242 31V30H241ZM245 31V30H244ZM41 32V33H40ZM59 32V31H58ZM87 32V31H86ZM89 32V31H88ZM92 32V31H91ZM96 32H97V30H96ZM111 32V31H110ZM110 32H108V34H110ZM113 32V31H112ZM119 32V31H118ZM117 32V33H118ZM130 32V31H129ZM133 32V31H132ZM131 32V33H132ZM179 32H180V30H179ZM206 32V31H205ZM232 32H234V31H232ZM246 32V31H245ZM244 32V33H245ZM258 32V31H257ZM264 32V31H263ZM46 33V32H45ZM53 33V32H52ZM52 33H51V35H52ZM55 33H57L56 31H55ZM60 33V32H59ZM59 33H58V35H57V38H55L54 36H52V38L51 39H53V37H54V41H55V39H56V42L57 41H60V40H57L58 38H60V36H59ZM71 33H72V29H71ZM70 33V34H71ZM79 33H81V32H79ZM105 33V32H104ZM114 33V32H113ZM126 33V32H125ZM138 33V32H137ZM187 33H189L188 31H187ZM221 33V32H220ZM231 33V32H230ZM68 35H69V37L71 38V36L73 37V35H71L70 36V34L69 33H67ZM75 34V33H74ZM83 34V33H82ZM106 34V33H105ZM146 34H148V33H146ZM167 34V33H166ZM169 34V33H168ZM172 34V33H171ZM175 34H176V32H175ZM210 34L212 35L213 33H211L210 32ZM222 34H224V33H222ZM234 34H235V32H234ZM239 34V33H238ZM241 34V33H240ZM239 34V35H240ZM63 35V34H62ZM81 35V34H80ZM83 35H85V34H83ZM83 35H82V37H83ZM93 35V34H92ZM107 35V34H106ZM114 35V34H113ZM136 35V34H135ZM142 35V34H141ZM216 34L214 33V36H215ZM226 36H227V34H225ZM236 35H237V32H236ZM238 35V38L240 37ZM244 35H246V34H243L241 37H245ZM252 35V34H251ZM59 36V37H58ZM86 36V35H85ZM85 36H84V39H82V41H87L86 39H85ZM93 36H95V35H93ZM110 36L113 38L114 36H112L111 34H110ZM134 36V35H133ZM154 36V35H153ZM166 36V38H167V35H165ZM169 36V35H168ZM174 36V35H173ZM179 36V35H178ZM210 36V35H209ZM232 36H233V33H232ZM246 36H248V35H246ZM64 37H66V34H65V36H63L62 38H64ZM68 37V36H67ZM68 37V39H70ZM75 37H76V35H75ZM81 36H79L78 38H80ZM145 37V36H144ZM150 37V36H149ZM148 37V38H149ZM162 37H164V35L162 36ZM161 36H160V40L161 39H163ZM170 37H172V36H170ZM188 37V36H187ZM190 37V36H189ZM205 37H208L207 35L205 36ZM218 37V36H217ZM234 37V36H233ZM49 38H50V36H49ZM78 38H75V41H77L76 39H78ZM111 38V39H112ZM151 38V37H150ZM155 38V37H154ZM153 38V39H154ZM166 38H164L165 40H166ZM173 38V37H172ZM209 38V37H208ZM207 38V39H208ZM215 38H216V36H215ZM248 38H249V36H248ZM61 39V38H60ZM65 39V38H64ZM93 39V38H92ZM95 39V38H94ZM118 39V38H117ZM168 39V38H167ZM236 39V38H235ZM242 39V38H241ZM243 39H246V38H243ZM52 40V41H53ZM74 40V39H73ZM89 40V39H88ZM96 40V39H95ZM94 40V41H95ZM119 40V39H118ZM145 40V39H144ZM165 40H163V41H165ZM170 40H172L171 38H170ZM249 40V39H248ZM247 39H246V41L245 40H240V38H239V41L241 42V41H245V42H247L248 41ZM262 40V39H261ZM260 40V41H261ZM65 41V40H64ZM66 41H68L67 40V38H66ZM74 41V42H75ZM93 41V42H94ZM96 41H98V40H96ZM112 41V40H111ZM151 41V44H152V40H150ZM162 41V40H161ZM169 41V40H168ZM236 40H234V42H235ZM78 43L77 44H79V42H80V40L79 41H77ZM88 42V41H87ZM90 42H92V41H90ZM110 42V41H109ZM158 42V41H157ZM166 42V44H167V40L165 41ZM59 43V42H58ZM61 43V42H60ZM84 42H82L80 45H83V48H85V46H84V44L85 45H87V46H89L90 44H93V43H84ZM98 43H100V42H98ZM97 43V44H98ZM105 43H106V41H105ZM156 43V42H155ZM169 43H171V42H169ZM168 43V44H169ZM174 43V42H173ZM201 43V42H200ZM236 43H238V42H236ZM249 43V42H248ZM114 44V43H113ZM160 44H161V42H160ZM243 44V43H242ZM247 44V43H246ZM250 44V43H249ZM58 46H59V44H57ZM57 45H55V46H57ZM61 45V44H60ZM80 45H79V47H80ZM94 45H96V44H94ZM100 45V44H99ZM158 45V44H157ZM177 44H175V46H176ZM182 45V47H183V44H181ZM204 45V44H203ZM239 45V44H238ZM248 45V44H247ZM247 45H246V49L248 48L247 47ZM250 45H252V44H250ZM255 45H257V43L255 44ZM75 46H77V45H75ZM103 46V45H102ZM109 46V45H108ZM108 46H106V47H108ZM169 46V45H168ZM171 46V45H170ZM169 46V49L171 48ZM212 46H213V44H212ZM233 47H235L234 45H232ZM61 46H59V47H55V48H57V50H58V48H60ZM62 47H63V45H62ZM78 47V48H79ZM99 47V46H98ZM147 47V46H146ZM158 47V46H157ZM166 47V46H165ZM199 47V46H198ZM214 47V46H213ZM231 47V46H230ZM232 47V48H233ZM253 47H254V45H253ZM74 48V47H73ZM81 48H82V46H81ZM91 48H94V47H91ZM90 48V49H91ZM104 48V47H103ZM161 48H163V47H161ZM185 48H186V46H185ZM196 48V47H195ZM218 48V47H217ZM216 48V49H217ZM236 48V47H235ZM63 49V48H62ZM68 49H67V53H68ZM88 49H89V47H88ZM87 49V50H88ZM95 50L97 49V48H94ZM92 50L93 51V53H95L96 51L95 50ZM105 49V48H104ZM104 49H102V50H104ZM150 48H148V50H149ZM164 49V48H163ZM172 49V48H171ZM174 49V48H173ZM197 49V48H196ZM198 49H200V48H198ZM205 49V47L203 48V50ZM224 49V48H223ZM234 49V48H233ZM242 49L244 50V48L242 47ZM249 49V48H248ZM75 50V49H74ZM78 50V49H77ZM77 50H75L76 52H78ZM102 50H101V53H102ZM185 50V49H184ZM187 50V49H186ZM239 50V49H238ZM60 51V50H59ZM61 51H63V50H61ZM65 51V50H64ZM95 51V52H94ZM107 51H108V49H107ZM106 51V52H107ZM153 51H155V50H153ZM172 51V50H171ZM199 51V50H198ZM197 51V52H198ZM200 51H202V50H200ZM199 51V52H200ZM206 51V50H205ZM224 51V50H223ZM226 51V50H225ZM235 51V50H234ZM237 51V50H236ZM249 51H251L250 49H249ZM248 51V52H249ZM257 52H258V50H256ZM255 51V52H256ZM84 52V51H83ZM155 52H157V51H155ZM162 52V51H161ZM193 52V51H192ZM198 52V53H199ZM208 53H209V51H207ZM238 52V51H237ZM247 52V53H248ZM252 52H253V50H252ZM103 53H105L104 51H103ZM177 53V52H176ZM188 53V52H187ZM227 53V52H226ZM226 53H224V54H222L221 53V55L220 56H223V55H225ZM228 53H230V51L228 52ZM235 53V52H234ZM245 53H246V50H245ZM244 53V55H246ZM259 53V52H258ZM64 54H66V53H64ZM70 54V53H69ZM74 54H76V55H78L77 53H75L74 52ZM81 54V53H80ZM83 54H86V52L85 53H83ZM89 54V53H88ZM100 54V53H99ZM115 54H117V53H115ZM160 54H162V53H160ZM172 54H173V52H172ZM182 54V53H181ZM199 54H201V53H199ZM198 54V55H199ZM203 54H205V53H202V56H199V59H200V57L201 58H204V56H203ZM207 54V53H206ZM205 54V55H206ZM218 54V53H217ZM240 54V53H239ZM242 54V53H241ZM240 54V55H241ZM250 54V53H249ZM255 54V53H254ZM257 54V53H256ZM263 54V53H262ZM261 54V55H262ZM102 55H104V54H102ZM101 54H100V56H102ZM106 55L107 54H105V58H106ZM180 55V54H179ZM178 55V56H179ZM65 56H67V55H65ZM87 56V55H86ZM95 56V55H94ZM97 56V55H96ZM196 56V55H195ZM226 56V55H225ZM231 56V55H230ZM234 56V55H233ZM232 56V57H233ZM237 56H239V55H237ZM254 56V55H253ZM262 56H264V55H262ZM75 57V56H74ZM84 57H85V55H84ZM89 57H90V54H89ZM138 57V56H137ZM146 57V56H145ZM160 57H161V55H160ZM185 57H186V55H185ZM194 56H192L191 58H193ZM212 57V56H211ZM217 57V56H216ZM216 57H215V59H216ZM224 57V56H223ZM227 57H229V56H227ZM83 58V57H82ZM86 58V57H85ZM95 58V57H94ZM94 58H93V61H92V58H90L91 59V61L89 60V59H87V60H89L90 62H89V64L90 63H92V62H94ZM110 58V57H109ZM129 58V57H128ZM188 58V57H187ZM190 58V59H191ZM195 58V57H194ZM193 58V59H194ZM196 58H198V57H196ZM209 58V57H208ZM231 58V57H230ZM240 58V57H239ZM241 58H242V56H241ZM240 58V59H241ZM246 58V57H245ZM97 58H95V60H96ZM101 59V58H100ZM199 59H197V60H199ZM212 59H214V58H212ZM212 59H208V60H211L210 61V63L212 62ZM215 59H214V61H215ZM220 59V58H219ZM222 59H224V58H221V60ZM234 59V58H233ZM243 59H244V57H243ZM243 59H241L242 61H243ZM246 59H248V58H246ZM245 59V60H246ZM84 60H86V59H82V61H84ZM99 60V59H98ZM102 60H104V59H102ZM149 60H151V59H149ZM161 60H162V57H161ZM192 60V59H191ZM196 60V61H197ZM202 60V59H201ZM204 60V59H203ZM202 60V61H203ZM206 57H205V62H206ZM225 60V59H224ZM244 60V62H242V63H246L247 64V62ZM261 60H262V57H261ZM108 61H111V60H107L106 62L108 63ZM190 61V60H189ZM201 61V62H202ZM213 61V62H214ZM216 61H217V59H216ZM215 61V62H216ZM233 61V60H232ZM240 60L238 59V62H239ZM248 61V60H247ZM258 61H260V60H258ZM88 62V61H87ZM100 62V61H99ZM102 62V61H101ZM112 62V61H111ZM153 62H154V60H153ZM162 62V61H161ZM195 62V61H194ZM217 62H219V61H217ZM221 62V61H220ZM219 62V63H220ZM227 62V61H226ZM229 62V61H228ZM227 62V63H228ZM80 63H81V61H80ZM95 63V62H94ZM103 63H105V60H104V62H102V64ZM113 63V62H112ZM122 63H123V61H122ZM152 63V62H151ZM182 63H183V61H182ZM196 63V62H195ZM202 63H204V62H202ZM202 63H201V65H202ZM219 63H218V65H219ZM230 63H231V61H230ZM251 63V62H250ZM263 63V62H262ZM100 65V63H98L97 62V65ZM101 64V65H102ZM106 64V63H105ZM105 64H103V65H105ZM191 64H192V61H191ZM197 64H198V62H197ZM206 64H208V63H206ZM211 64H213V63H211ZM216 64V63H215ZM221 64V63H220ZM261 64V63H260ZM264 64V63H263ZM263 64H261V65H263ZM82 65V64H81ZM80 65V66H81ZM98 65V66H99ZM108 65V64H107ZM118 65H119V63H118ZM131 65H133V64H131ZM155 63H154V67H155ZM159 65H161L160 63H159ZM183 65V64H182ZM204 65V64H203ZM234 65V64H233ZM239 65V64H238ZM238 65H237V67H238ZM257 65V64H256ZM85 66H86V64H85ZM110 66V65H109ZM116 66V65H115ZM120 66V65H119ZM189 67H191V65H188ZM208 66H209V64H208ZM223 66V65H222ZM257 66H259V65H257ZM84 67V66H83ZM101 67V66H100ZM104 67H106V66H104ZM112 67V66H111ZM116 67H118V66H116ZM158 67H160V66H158ZM193 67V66H192ZM206 67H207V65H206ZM205 67V68H206ZM213 67V66H212ZM211 67V68H212ZM214 67H216V66H214ZM221 67V66H220ZM224 67V66H223ZM241 67V66H240ZM246 67V66H245ZM245 67H243V69L245 68ZM252 67V66H251ZM254 67H255V65H254ZM54 68H52V69H54ZM79 68H81V69H79ZM89 68V67H88ZM96 68H97V66H96ZM160 68H163L162 66L160 67ZM164 68H165V66H164ZM197 68V67H196ZM210 68V69H211ZM226 68V67H225ZM225 68L223 69V70H225ZM260 68V67H259ZM90 69V68H89ZM94 69V68H93ZM107 69V70H106ZM114 69V68H113ZM116 69V70H115ZM114 70H115V72L117 71V68H115ZM132 69V68H131ZM150 69V68H149ZM153 68L151 67V70H152ZM154 69H156V68H154ZM195 69V68H194ZM193 69V70H194ZM203 69V68H202ZM221 69V68H220ZM234 69H237V68H234ZM242 69V68H241ZM256 69H258V67L256 68ZM263 69H264V67H263ZM47 71H48V69H46ZM83 70V69H82ZM85 70V69H84ZM88 70V69H87ZM94 70H96V69H94ZM93 70V71H94ZM103 70L104 69H102L101 70V74L103 73V75L102 76H104V73L105 72H103ZM105 70L106 71H108V72H110L109 71V69L106 67L105 68ZM118 70H119V68H118ZM148 70V69H147ZM162 70V69H161ZM161 70H158V71H161ZM192 70V71H193ZM207 70H208V68H207ZM214 70H215V68H214ZM214 70H211V72L213 73V71ZM232 72L231 73H233L234 71H233V67H232ZM90 71V70H89ZM92 71V70H91ZM100 71V70H99ZM111 71H113V70H111ZM209 71V70H208ZM208 71H207V73H208ZM218 70H216V72H217ZM236 71V70H235ZM255 71V70H254ZM260 71H263V70H261L260 69ZM63 72H61V73H63ZM88 72V71H87ZM95 72V71H94ZM96 72H98V71H96ZM114 72V71H113ZM119 72V71H118ZM121 72V71H120ZM210 72V71H209ZM229 72V74H231ZM54 73V71L52 70V74ZM57 73V72H56ZM65 73H64V75H65ZM90 73V72H89ZM122 73V72H121ZM159 73V72H158ZM191 73V72H190ZM202 73H205V72H202ZM219 73H221V72H219ZM218 73V74H219ZM224 73H225V75H226V71H224ZM256 73V71L254 72V74ZM111 73H107V78L109 77L108 75H110ZM113 74H116V73H112V75ZM122 74H124V73H122ZM121 74V75H122ZM126 74V73H125ZM128 74V73H127ZM126 74V75H127ZM199 74V73H198ZM217 74V75H218ZM234 74H235V72H234ZM253 74V75H254ZM258 74V73H257ZM256 74V75H257ZM264 74V73H263ZM65 75V76H66ZM92 75V74H91ZM111 75V76H112ZM120 75V74H119ZM126 75H124V79H126L125 78V76ZM130 75V74H129ZM133 75V74H132ZM148 75V74H147ZM195 75V74H194ZM202 76H203V74H201ZM200 75V76H201ZM206 75V74H205ZM211 75V74H210ZM224 75V74H223ZM222 75V73H221V77L223 76ZM231 75H233V74H231ZM261 75V74H260ZM93 76V75H92ZM101 76V77H102ZM106 76V75H105ZM104 76V77H105ZM141 76V75H140ZM145 76V75H144ZM156 76V75H155ZM193 76V75H192ZM209 76V75H208ZM234 76V75H233ZM60 77H62V75H60ZM114 77V76H113ZM112 77V78H113ZM118 78V76H115V78ZM121 77V76H120ZM119 77V78H120ZM122 77H123V75H122ZM132 76L130 75V78H131ZM161 77V76H160ZM207 77V76H206ZM232 77V76H231ZM252 77H254V76H252ZM57 78V77H56ZM55 78V79H56ZM59 78V77H58ZM69 78V77H68ZM71 78H69V79H71ZM97 78V77H96ZM112 78L110 79L109 78V80L110 81H112ZM115 78H113V79H115ZM118 78V79H119ZM133 78H135V75H134V77H132L131 79H132V81H134L133 80ZM190 78H191V76H190ZM208 78H210V77H208ZM236 78H238V77H236ZM236 78L234 77V82L236 81ZM94 79V78H93ZM118 79H117V81H118ZM123 79V78H122ZM122 79H120V80H122ZM145 79V78H144ZM218 79H221V78H217L216 79V81L218 80ZM262 79H263V77H262ZM72 80V79H71ZM95 80H97L98 82H100L98 79H95ZM108 80V79H107ZM128 80V79H127ZM127 80H125V81H127ZM135 80H136V78H135ZM176 80V79H175ZM178 80H180V79H178ZM178 80H177V82H178ZM191 80V79H190ZM192 80H193V78H192ZM201 80V79H200ZM199 80V81H200ZM210 80H212L211 78H210ZM256 80V79H255ZM65 81V82H66ZM94 81V80H93ZM117 81H115L116 83H117ZM130 81V80H129ZM151 81V80H150ZM168 82H170V80H167ZM167 81L165 82V86H166V83H167ZM203 81V80H202ZM213 81V80H212ZM219 81V80H218ZM222 81H224V80H222ZM254 81V80H253ZM73 82V81H72ZM89 82V83H90ZM98 82H97V84H98ZM115 82H114V84H111V86H115ZM119 82V81H118ZM154 82V81H153ZM176 82V81H175ZM176 82V83H177ZM193 82V81H192ZM198 82V81H197ZM215 82V81H214ZM227 82V81H226ZM225 82V83H226ZM237 82V81H236ZM235 82V83H236ZM240 82V81H239ZM257 82V81H256ZM259 82V81H258ZM257 82V83H258ZM65 85H63V84ZM95 83V82H94ZM102 83H104V82H102ZM107 83V82H106ZM106 83H104L102 86H104ZM108 83H112V82H109L108 81ZM107 83V84H108ZM127 83V82H126ZM125 83V84H126ZM131 83V82H130ZM132 83H134V82H132ZM160 83H162V81L160 82ZM213 83V82H212ZM106 84V85H107ZM121 85V82L120 83H118V85ZM128 84V83H127ZM163 84H164V82H163ZM168 84V83H167ZM193 84V83H192ZM216 84V83H215ZM214 84V85H215ZM220 84H221V80H220ZM222 84H223V82H222ZM227 84V83H226ZM229 84V83H228ZM236 84H238V82L236 83ZM261 84V83H260ZM76 85V84H75ZM89 85H91V84H89ZM95 86V88L97 87V85H95V84H92V86ZM99 85V84H98ZM110 85V84H109ZM109 85L108 86H106V87H109ZM117 85V86H118ZM130 85V84H129ZM128 85V86H129ZM135 85V84H134ZM148 85V84H147ZM154 85V84H153ZM160 85V84H159ZM179 85V84H178ZM177 85V86H178ZM196 84L194 83V85L193 86H195ZM224 85V84H223ZM230 85V84H229ZM259 85V84H258ZM263 85V84H262ZM73 86V85H72ZM82 86V85H81ZM93 86V87H94ZM113 86V87H114ZM126 85H122V86H118L116 89H112V87H110V89L109 88H106V89H109V90H103V88L100 90V88L99 87H101V86H99L98 88V90H96V89H94V90H96V92H95V94H97V95H102V98H103V94H106V96H107V98L109 97V99L111 100V101H113V102H118V104L119 103H129L130 102V100L132 101L133 99H135L136 100V98H133L132 99V97L133 96H135L136 95V97L138 98V95L137 94H141V93H139L140 92V90H139V92L137 91V92H135V94L133 93H131L130 91H128L129 89L128 88H126L125 87ZM127 86V87H128ZM131 86V85H130ZM136 86V85H135ZM141 86H142V83H141ZM140 85H139V88L141 89V88H143V90H144V88H145V90H147V89H149V87L146 89V87H141ZM172 86V85H171ZM170 86V88H169V86H168V88H169V90L170 91H172L173 90V88ZM176 86V85H175ZM174 86V87H175ZM198 86V85H197ZM200 86H201V84H200ZM199 86V87H200ZM228 86V85H227ZM235 86V85H234ZM237 86V85H236ZM239 86V85H238ZM255 86V85H254ZM253 86V88H255ZM261 85H259L258 87H260ZM78 87V86H77ZM77 87L75 86V88L77 89ZM93 87H92V90H93ZM157 87V86H156ZM155 87V88H156ZM202 87H203V84H202ZM215 87V86H214ZM224 87V86H223ZM222 87V88H223ZM229 87H231V85L229 86ZM228 87V88H229ZM256 87H257V85H256ZM85 88H87V87H85ZM90 88V87H89ZM138 87H136V89H137ZM154 88V87H153ZM167 88V89H168ZM171 88H172V90H171ZM189 88V87H188ZM196 87H194V89H195ZM198 88V87H197ZM209 88V87H208ZM207 88V89H208ZM74 89V88H73ZM91 89V88H90ZM162 89V88H161ZM165 89V88H164ZM163 89V91H165ZM175 89H177V87H175ZM194 89L192 90V91H194ZM204 89V88H203ZM214 89V88H213ZM217 89H218V87H217ZM225 89L227 90V88L225 87ZM240 89V88H239ZM243 89V88H242ZM258 89V88H257ZM260 89H261V87H260ZM75 90V89H74ZM80 90V89H79ZM82 90V89H81ZM135 90V89H134ZM142 90V91H143ZM178 91H180L179 90V88L177 89ZM196 90V89H195ZM198 90V89H197ZM209 90V89H208ZM207 90V91H208ZM211 90V89H210ZM223 90V89H222ZM231 90H232V87H231ZM76 91V90H75ZM74 91V92H75ZM91 91V90H90ZM89 91V92H90ZM148 91V90H147ZM151 91H152V89H151ZM154 91V90H153ZM177 91V92H178ZM201 91H203L202 89H201ZM206 91V92H207ZM224 91V90H223ZM230 91V90H229ZM238 91H240V90H238ZM250 91V90H249ZM76 92H79L78 90L76 91ZM93 92V91H92ZM93 92V93H94ZM149 92V91H148ZM147 92V93H148ZM173 92H176V91H174L173 90ZM181 92V91H180ZM183 92V91H182ZM182 92L180 93V94H178L177 93V96L179 95H181L182 94ZM198 92V91H197ZM228 92V91H227ZM231 92V91H230ZM229 92V93H230ZM241 92V91H240ZM91 93V92H90ZM166 93V92H165ZM168 93V92H167ZM170 93V92H169ZM172 93V92H171ZM192 93V92H191ZM199 94H197V95H200V91L198 92ZM203 93V92H202ZM201 93V94H202ZM211 93V92H210ZM225 93V92H224ZM234 93H235V96H236V93L237 92H235L234 91ZM83 94V93H82ZM87 94H89V93H87ZM150 94V93H149ZM153 94H154V92H153ZM186 94V93H185ZM215 94V93H214ZM239 94V93H238ZM257 94L258 93H256V97H257ZM261 94V93H260ZM260 94H258V95H260ZM80 95V94H79ZM97 95L95 96V98L97 97ZM133 95V96H132ZM142 95V94H141ZM163 95L165 96L166 94H164L163 93ZM169 95V94H168ZM171 95L172 94H170L169 95V97H171ZM203 95V94H202ZM206 95V94H205ZM217 95V94H216ZM222 95V94H221ZM242 95V94H241ZM83 95H80V97H82ZM88 96H90V95H88ZM94 96V95H93ZM140 96V95H139ZM144 96H147L146 94L145 95H143V98H144ZM155 96V95H154ZM159 96V95H158ZM176 96V95H175ZM178 96V97H179ZM182 96V95H181ZM193 96H194V94H193ZM212 96V95H211ZM228 96H229V94H228ZM227 96V97H228ZM246 96V95H245ZM261 96V95H260ZM152 97V96H151ZM150 97V98H151ZM156 97V96H155ZM168 97V96H167ZM167 97H165V98H167ZM194 97H196V96H194ZM198 97V96H197ZM196 97V98H197ZM200 97V96H199ZM198 97V98H199ZM208 97V96H207ZM231 97V96H230ZM240 97V96H239ZM83 98V97H82ZM86 98H87V95H86ZM85 98V99H86ZM97 98H99V97H97ZM100 98H101V96H100ZM141 97H139L137 100L139 101V99H140ZM147 98V97H146ZM157 98V97H156ZM155 98V99H156ZM174 98V96L172 95V99ZM180 98V97H179ZM179 98H177V99H179ZM187 98V97H186ZM201 98H203L204 99V96H202ZM210 98V97H209ZM222 97H220V99H221ZM233 98V97H232ZM241 98V97H240ZM240 98H238V96H237V98L236 99H240ZM258 98V97H257ZM257 98H256V100H257ZM92 99H93V97H92ZM142 99V98H141ZM152 99V101H153V99L154 98H151ZM163 99H164V97H163ZM168 99V98H167ZM175 99H176V97H175ZM175 99L173 100V101H175ZM200 99V98H199ZM205 99H207L208 100V98H205ZM214 99H218V98H216V97H214ZM259 99V98H258ZM262 99V98H261ZM143 100V99H142ZM159 100V99H158ZM188 100H189V98H188ZM188 100H185V103H186V101H188ZM210 100V99H209ZM219 100V99H218ZM222 100V99H221ZM231 100H233V99H231ZM235 100V99H234ZM255 100V99H254ZM255 100V101H256ZM75 101V100H74ZM73 101V102H74ZM160 101L161 100H159V103H160ZM168 101V100H167ZM170 101V100H169ZM172 101V100H171ZM171 101L169 102V103H171ZM179 101V100H178ZM177 101V102H178ZM182 101V100H181ZM181 101H179V105H176V104H174V103H171L172 105L174 104V105H176V107L174 108V110L177 108V106L179 107L180 106V104L181 103H183V102H181ZM193 101V100H192ZM220 101V100H219ZM241 101H242V99H241ZM255 101H254V105L256 104L255 103ZM88 102V101H87ZM90 102V101H89ZM176 102V101H175ZM176 102V103H177ZM188 102H190V101H188ZM195 102H196V100H195ZM212 102V101H211ZM214 102V101H213ZM217 102V101H216ZM245 102V104H246V101H244ZM243 102V103H244ZM249 102V101H248ZM264 102V101H263ZM75 103V102H74ZM165 103V102H164ZM196 103H198V102H196ZM209 103V102H208ZM215 103V102H214ZM217 103H219V102H217ZM217 103H215V104H217ZM221 103V102H220ZM235 103V105H236V107H237V105L239 104L240 105V103H238V100H237V102L235 101L234 102ZM236 103H238V104H236ZM243 103H241V104H243ZM0 104H1V102H0ZM93 104V103H92ZM132 104V103H131ZM137 104V103H136ZM244 104V105H245ZM68 105H69V103H68ZM133 105H134V103H133ZM163 105V104H162ZM170 105V104H169ZM187 105V104H186ZM186 105H184L185 107H186ZM226 105V104H225ZM263 105H264V103H263ZM92 106V105H91ZM98 106V105H97ZM164 107H166L165 106V104L163 105ZM183 105H181L180 107H181V109H182V111H183V108H185L184 106L182 107ZM189 106H190V104H189ZM188 106V107H189ZM203 106V105H202ZM214 106V104L211 106V107H213ZM218 106H220V104L218 105ZM256 106V105H255ZM262 106V105H261ZM102 107V106H101ZM160 107V106H159ZM162 107V106H161ZM168 107V106H167ZM166 107V108H167ZM174 107V106H173ZM179 107V108H180ZM199 107V106H198ZM207 107V106H206ZM217 107V106H216ZM243 107H245V106H243L242 105V107L241 108H243ZM89 108H91V107H89ZM103 108V107H102ZM187 108V107H186ZM193 108H195V107H193ZM200 108H202L201 106H200ZM218 108V107H217ZM225 108V107H224ZM223 108V109H224ZM255 108V107H254ZM129 109V110H130ZM162 109H163V107H162ZM169 109H170V107H169ZM172 109V108H171ZM171 109H170V111H171ZM198 108H195V110H197ZM203 109V108H202ZM209 109H211V108H208L207 110H209ZM222 109V108H221ZM231 109V108H230ZM233 109V108H232ZM232 109H231V112H232ZM238 109H239V107H238ZM244 109V108H243ZM162 112H161V111ZM165 110H168V108L167 109H165ZM173 110V111H174ZM178 111H179V109H177ZM191 110V109H190ZM189 110V111H190ZM192 110H194V109H192ZM191 110V111H192ZM205 110V109H204ZM206 110V111H207ZM213 110H216V109H214V107L211 109V112L213 111ZM254 110H256V108L254 109ZM88 111H91V112H94V109H93V111L92 110H88ZM96 111V110H95ZM101 111V110H100ZM182 111H180L179 113H176V112H174L173 114H179L180 115V117H182L181 116V112ZM185 111V110H184ZM187 111V110H186ZM191 111H190V113H191ZM205 111V112H206ZM217 111V110H216ZM234 111V110H233ZM260 111V110H259ZM0 112H1V110H0ZM3 112H1V114H3ZM90 112V113H91ZM209 112V111H208ZM211 112H210V114H211ZM214 113H215V111H213ZM227 112H229V110L227 111ZM226 111H225V113H222V114H225V115H228V114H226L227 113ZM237 112H239L238 110H237ZM261 112V111H260ZM259 112V113H260ZM68 113V112H67ZM76 113V114H77ZM89 113V112H88ZM98 113V112H97ZM104 113V112H103ZM185 113V112H184ZM183 113V114H184ZM187 113V112H186ZM185 113V114H186ZM192 113H193V111H192ZM197 113V112H196ZM218 113V112H217ZM230 113V112H229ZM99 114V113H98ZM105 114H107V113H105ZM105 114H103V115H105ZM170 115H171V112L169 113ZM175 114V115H176ZM198 114H199V112H198ZM234 114V113H233ZM235 114H237V113H235ZM261 114V113H260ZM263 114V113H262ZM95 115V117H96V114H94ZM165 115H168V114H165ZM191 115H193V114H191ZM203 115V114H202ZM209 115V114H208ZM207 115V116H208ZM212 116H213V113L211 114ZM211 115H209V119H210V117H211ZM215 115H216V113H215ZM214 115V116H215ZM229 115H231L232 116V114H229ZM229 115L227 116V117H229ZM245 115V114H244ZM264 115V114H263ZM67 116V115H66ZM91 116L93 117V115L91 114ZM99 116V115H98ZM97 116V117H98ZM101 116H102V114H101ZM101 116H100V118H101ZM118 116V115H117ZM119 116H121V115H119ZM125 116V115H124ZM123 116V117H124ZM189 117H190V115H188ZM196 116V115H195ZM198 116V115H197ZM200 116V115H199ZM199 116H198V119H200L199 118ZM217 116L218 117H221L220 115H218L217 114ZM222 116H224V115H222ZM238 116V115H237ZM237 116H234V117H237ZM239 116H241V114H239ZM260 116H262V115H260ZM96 117V118H97ZM122 117V116H121ZM169 117V116H168ZM172 117H173V115H172ZM175 117V116H174ZM177 117V116H176ZM180 117H177V119L179 118V120L180 119H182V118H180ZM184 117V116H183ZM186 117V116H185ZM193 117H194V115H193ZM264 117V116H263ZM262 117V118H263ZM3 118H4V114H3ZM6 118V117H5ZM72 118V117H71ZM75 118V117H74ZM73 118V119H74ZM90 118V117H89ZM105 118V117H104ZM188 118V117H187ZM186 118V119H187ZM190 118H192V116L190 117ZM196 118V117H195ZM214 118V117H213ZM212 117H211V119H213ZM223 118V117H222ZM232 118V117H231ZM238 118V117H237ZM237 118H236V121H237ZM242 117H240V119H241ZM261 118V117H260ZM7 119V118H6ZM176 119V120H177ZM185 119V118H184ZM194 119V118H193ZM233 119V118H232ZM231 119V120H232ZM244 119V118H243ZM9 120V121H10ZM98 120H99V118H98ZM162 120V119H161ZM189 120H192V119H189ZM206 120V119H205ZM219 120V119H218ZM226 120H228V119H226ZM225 120V121H226ZM247 120V119H246ZM258 120V119H257ZM2 120H0V122H1ZM5 121H7V120H5ZM100 122H102L101 121V119L99 120ZM168 120H166L165 122H167ZM169 121H171V120H169ZM175 121V120H174ZM174 121H172V123H174ZM182 121V120H181ZM194 121H197L196 119H194ZM204 121V120H203ZM232 121H234V120H232ZM245 121V120H244ZM252 121H254V120H252ZM259 121V120H258ZM3 122V121H2ZM179 122V121H178ZM189 122V121H188ZM187 122V126H188V124H190V123H188ZM193 122V120L191 121V123ZM218 122H222V120L221 121H218ZM229 122V120L226 122V123H228ZM240 122H241V120H240ZM239 122V123H240ZM7 123H9V122H7ZM160 123H161V121H160ZM169 123V122H168ZM183 123V122H182ZM196 122H194V124H195ZM212 123V122H211ZM213 123H214V121H213ZM225 123V122H224ZM225 123V124H226ZM252 123V122H251ZM253 123H255V122H253ZM3 123H1L0 125H2ZM104 124V123H103ZM109 124H105L104 126H107L108 127V125ZM164 124V123H163ZM171 124V123H170ZM210 124V123H209ZM214 124H216V121H215V123ZM232 124V127H234L233 126V124H234V122H232L231 123ZM236 124V126L237 125H239V124H237V123H235ZM241 124V123H240ZM243 124V123H242ZM245 124V123H244ZM247 124V123H246ZM8 126H9V124H7ZM168 125V124H167ZM173 125V124H172ZM186 125V124H185ZM198 125H200V124H198ZM201 125H203L202 124V122H201ZM205 125V124H204ZM219 125V124H218ZM226 125H228V124H226ZM226 125H223V126H226ZM259 125V124H258ZM257 125V126H258ZM5 126H6V124H5ZM180 126H181V123H180ZM196 126V125H195ZM214 126V125H213ZM244 127H245V125H243ZM247 126V125H246ZM249 126V125H248ZM1 127V126H0ZM3 127V126H2ZM163 127H165V126H163ZM170 127V126H169ZM169 127H167L166 126V128H169ZM262 127V126H261ZM260 127V128H261ZM5 128H7V127H5ZM188 128V127H187ZM193 128V127H192ZM197 128V127H196ZM205 128V127H204ZM236 128V133H235V136H236V134H237V128L239 129V127H235ZM248 128V127H247ZM249 128H250V126H249ZM1 129H3V128H1ZM85 129H90V130H92V133H93V135L89 138V139H86L85 138ZM194 129V128H193ZM232 129V128H231ZM234 129V128H233ZM262 129H264V128H262ZM261 129V130H262ZM6 130V129H5ZM8 130V129H7ZM7 130H6V132H7ZM108 130H109V128H108ZM181 130V129H180ZM187 130H191V129H187ZM248 130V129H247ZM246 130V131H247ZM256 130V129H255ZM89 131V130H88ZM167 131V130H166ZM196 131V130H195ZM234 131H235V129H234ZM245 131V130H244ZM252 131H254V130H252ZM3 132H4V130H3ZM6 132H4V135H5V133ZM187 132L188 131H186L185 133L187 134ZM191 132V131H190ZM192 132H194V130L192 131ZM213 132V131H212ZM247 132H250V131H247ZM246 132V133H247ZM264 132V131H263ZM263 132H261V133H263ZM91 133V134H92ZM207 133V132H206ZM231 133H233L232 131H231ZM245 132H244V134H246ZM251 133V132H250ZM256 133V132H255ZM258 133V132H257ZM260 133V134H261ZM240 134H241V131H240ZM264 134V133H263ZM175 135V134H174ZM193 135V134H192ZM225 135V134H224ZM243 135V134H242ZM125 136L126 137H128V142L131 144V151H130V154H129V156L127 157L126 155H125V148H124V139H125ZM182 136V135H181ZM186 136H188V134L186 135ZM186 136L184 135V138H186ZM196 136V135H195ZM238 136V135H237ZM247 136V135H246ZM1 137V136H0ZM156 137V136H155ZM171 137V136H170ZM169 137V138H170ZM174 137V136H173ZM194 137V136H193ZM210 137V136H209ZM209 137H208V139H209ZM248 138H246L248 141L250 140L249 139V135L247 136ZM178 138V137H177ZM188 138V137H187ZM186 138V139H187ZM199 138V137H198ZM213 138V137H212ZM238 138H240V136L238 137ZM243 138V137H242ZM241 138V139H242ZM251 138V137H250ZM253 138V137H252ZM256 138V137H255ZM156 139V138H155ZM192 139V138H191ZM200 139V138H199ZM208 139L206 140V142L208 141ZM235 139H237V137L235 138ZM235 139H233V141L235 140ZM245 139V138H244ZM244 139H242V140H244ZM264 139V138H263ZM1 140V139H0ZM173 140V139H172ZM178 140V139H177ZM184 140V139H183ZM193 140V142H194V139H192ZM238 141H239V139H237ZM253 140V139H252ZM255 140V139H254ZM253 140V141H254ZM262 140V139H261ZM162 141V140H161ZM169 141H170V139H169ZM187 141H188V143H189V139H187V140H185V142H184V144H182V147H183V145L184 146H186V144H188L187 143ZM201 141V140H200ZM222 141H224V140H222ZM232 140H231V142H233ZM126 142V141H125ZM166 142H168V141H166ZM173 142H175L174 140H173ZM172 142V143H173ZM192 142V141H191ZM203 142H205V141H203ZM209 142V141H208ZM211 142V144L213 143L212 142V140L210 141ZM218 142V141H217ZM226 142V141H225ZM225 142H223V143H225ZM235 142H237L236 140H235ZM256 142H258L257 140L255 141V143ZM2 143H4V142H1V144ZM150 143V142H149ZM156 143V142H155ZM169 144L171 143V142H168ZM178 143V145L179 144H181V143H179V142H177ZM202 143V142H201ZM215 143H216V141H215ZM221 143V142H220ZM219 143V144H220ZM229 143H230V140H229ZM238 143V142H237ZM237 143H235V144H237ZM246 143V142H245ZM245 143H244V145H245ZM263 143V142H262ZM163 144H165V141H164V143L162 142V145ZM167 144V143H166ZM174 144H176V143H174ZM203 145H204V143H202ZM206 144V143H205ZM208 144V143H207ZM210 144V145H211ZM218 144V143H217ZM218 144V145H219ZM233 144H234V142L232 143V144H230V146L231 147H235V146H233ZM195 145H196V142H195ZM198 145H199V143H198ZM210 145L209 146H206V147H209L210 148ZM213 145H216V144H213ZM217 145V146H218ZM226 145V144H225ZM238 145H239V143H238ZM249 145V144H248ZM151 145H149V147H150ZM153 146V145H152ZM167 146H168V144H167ZM167 146H166V148H167ZM177 146V145H176ZM175 146V147H176ZM188 146H189V144H188ZM191 146V145H190ZM192 146H194V144L192 145ZM204 146V147H205ZM217 146L215 147L214 146V148H216L215 150H217L218 148H217ZM220 146V145H219ZM221 146H222V144H221ZM237 146V145H236ZM261 146H263V144L261 145ZM260 146V147H261ZM1 147H2V145H1ZM146 147H147V145H146ZM162 147V146H161ZM163 147H164V145H163ZM170 147V146H169ZM168 147V148H169ZM171 147H174V146H172L171 145ZM170 147V148H171ZM181 147V148H182ZM195 147V146H194ZM228 147V146H227ZM226 147V148H227ZM151 148V147H150ZM180 147L179 148H177V149H181ZM198 148H201V147H199L198 146ZM221 148V147H220ZM219 148V149H220ZM223 148H224V146H223ZM236 148V147H235ZM239 148V147H238ZM152 149V148H151ZM155 149V148H154ZM184 150H187V149H185V148H183ZM206 149V148H205ZM204 148H202L201 150H205ZM212 149V148H211ZM210 149V150H211ZM217 150V151H215V150H212V151H214V153L215 152H219L220 150ZM228 149H229V147H228ZM231 149V148H230ZM229 149V150H230ZM0 150H2V148L0 149ZM3 150H5V149H3ZM28 151L27 153L28 154H25L24 153V151ZM142 150V149H141ZM144 150V149H143ZM140 151V154H141V152H142V154L144 153V151ZM146 150H148L147 148H146ZM145 150V151H146ZM171 150H173V149H171ZM170 150V151H171ZM176 149L174 148V153L176 152L175 151ZM182 150V149H181ZM188 150H190V149H188ZM200 150V151H201ZM221 150H222V152L224 151V149H222L221 148ZM232 150V149H231ZM237 150V149H236ZM138 151V152H139ZM149 151H150V149L148 150V153H147V155L149 154L150 155V153H149ZM157 151V150H156ZM160 151H162V150H160ZM164 151H165V149H164ZM164 151H162L161 153H163V154H165L164 153ZM169 151V150H168ZM183 151V150H182ZM203 151L202 152H200V153H203ZM227 151V150H226ZM257 151V150H256ZM3 152V151H2ZM7 152H4V153H7ZM154 152V151H153ZM173 152H171L172 154H173ZM190 152V151H189ZM205 153H206V151H204ZM211 152V151H210ZM225 152V151H224ZM237 152V151H236ZM7 153V154H8ZM146 153V152H145ZM145 153L143 154V155H145ZM158 153H160V152H157V154ZM168 153H170V152H168ZM184 153V152H183ZM197 153H199V152H197ZM199 153V154H200ZM209 153V152H208ZM213 153V152H212ZM213 153V154H214ZM220 153V152H219ZM1 154V153H0ZM139 154V155H140ZM141 154V155H142ZM154 154V153H153ZM211 155V156H213L214 157V155L216 154H214V155ZM218 154V153H217ZM223 154V153H222ZM227 154H230V153H227ZM175 155V154H174ZM174 155H172V156H174ZM177 155H178V153H177ZM187 155V154H186ZM204 155V154H203ZM221 155V154H220ZM219 155V156H220ZM7 156V155H6ZM9 156V157H10ZM152 156V155H151ZM158 156V155H157ZM161 156V155H160ZM165 156V155H164ZM172 156H170V157H172ZM176 156V155H175ZM174 156V157H175ZM179 156H180V153H179ZM179 156H177V157H179ZM185 156V155H184ZM184 156H182V157H184ZM197 156H199L198 154H197ZM197 156L195 157L196 159H197ZM218 156V157H219ZM234 156V155H233ZM232 156V157H233ZM245 156V155H244ZM249 156V155H248ZM2 157V156H1ZM146 157V156H145ZM148 157V156H147ZM166 157H168V156H166ZM188 157V156H187ZM187 157H185V158H187ZM204 157V156H203ZM222 157V156H221ZM230 157V156H229ZM153 159H155V156L154 157H152ZM151 158V159H152ZM176 158V157H175ZM184 158V159H185ZM191 158V157H190ZM193 159H194V157H192ZM201 158V157H200ZM210 158V157H209ZM215 158V157H214ZM223 158H225V157H223ZM223 158L222 159H220V158H218V159H220V160H222V162H223ZM8 159V158H7ZM9 159V160H10ZM147 159V158H146ZM165 160H166V158H164ZM201 159H203V158H201ZM206 159H207V157H206ZM205 159V160H206ZM211 159V158H210ZM218 159H215L214 161H217ZM236 159V158H235ZM258 159V158H257ZM256 159V161H259V160H257ZM4 160V159H3ZM6 160V159H5ZM4 160V161H5ZM10 160V161H11ZM157 160V161H156ZM156 163L158 164V163H160L161 161V157H160V160L159 159H157L156 158ZM158 160L160 161V162H158ZM180 161H182L181 160V158L179 159ZM198 160V159H197ZM204 160V161H205ZM213 160V159H212ZM212 160H211V163H212ZM2 161V160H1ZM0 161V162H1ZM150 161V160H149ZM163 161V160H162ZM168 161V160H167ZM171 162L172 161H174V160H170ZM187 161H189V160H187ZM186 161V162H187ZM201 161V160H200ZM219 161V160H218ZM235 161V160H234ZM249 161V160H248ZM250 161H253V160H251L250 159ZM256 161H254L253 163H255ZM141 162H144L143 164H141ZM154 162V161H153ZM179 162V161H178ZM183 163L185 162V161H182ZM194 162H198V161H195V159H194ZM202 163H204L203 161H201ZM226 162V161H225ZM244 162H246L245 161V159H244ZM9 163H11V162H9ZM15 163V162H14ZM15 163V164H16ZM146 163H147V160H146ZM145 163V164H146ZM150 163V162H149ZM148 163V164H149ZM155 163V164H156ZM161 163H164V162H161ZM181 163V162H180ZM179 163V164H180ZM201 163V164H202ZM259 163V162H258ZM1 164V163H0ZM7 164V163H6ZM12 164V163H11ZM151 164V165H150ZM149 165L150 166H152V161H151V163H150ZM168 164V163H167ZM178 164V163H177ZM190 164H191V161H190ZM195 164V163H194ZM194 164H192V165H194ZM206 164V163H205ZM215 164H218V163H216L215 162ZM219 164H220V161H219ZM218 164V165H219ZM227 164V163H226ZM235 164V163H234ZM244 164H246V165H248L247 164V162L246 163H244ZM261 164V163H260ZM3 165H5V164H3ZM149 165L147 166L148 168H149ZM162 165V164H161ZM164 165V164H163ZM169 165V168H170V165H171V163L170 164H168ZM222 165V164H221ZM250 165V164H249ZM249 165H248V167H249ZM263 166H264V164H262ZM15 166H17V164L15 165ZM158 166V165H157ZM179 166V165H178ZM190 167V165H187V167ZM197 166H199L200 167V164L199 165H196V166H194V167H197ZM202 166V165H201ZM208 166V165H207ZM215 166H217V165H215ZM226 166H228V165H226ZM243 167V165H240V167ZM6 168H7V166H5ZM4 167V168H5ZM10 167V166H9ZM13 167V169H14V165L13 166H11V168ZM171 167H172V165H171ZM209 167V166H208ZM211 168L210 169H212V166H210ZM252 166H250L249 168H251ZM255 167V166H254ZM158 168V167H157ZM160 168V167H159ZM163 168H165V167H163L162 166V168L161 169H163ZM166 168H167V166H166ZM179 168V167H178ZM183 168H184V166H183ZM206 168V167H205ZM214 168V167H213ZM218 168V170H219V166L217 167ZM244 168V167H243ZM249 168H247V169H249ZM262 168V167H261ZM152 169H154L153 168V166H152ZM160 169V170H161ZM168 169V168H167ZM175 169H177V168H175ZM174 169V170H175ZM180 169V168H179ZM179 169H178V171H179ZM192 169H194V168H192ZM207 169V168H206ZM215 169V168H214ZM246 169V168H245ZM255 169V168H254ZM6 170V169H5ZM11 170V169H10ZM17 170V169H16ZM149 170V169H148ZM151 170V169H150ZM168 170H172V169H168ZM174 170H172V173H174ZM184 172H183V170L181 169V171L183 172V173H185V175L187 174L186 173V170L188 171L189 170V168H187V169H185L184 168ZM203 170H204V168H203ZM233 170V169H232ZM256 170H259V169H256ZM264 170V169H263ZM18 171V170H17ZM16 171V172H17ZM20 171V170H19ZM154 171V172H153ZM179 172V173H182V172ZM197 171H198V169H197ZM215 171V170H214ZM229 171L231 172V170H230V167H229ZM241 171L242 170H240V173H241ZM248 171L249 170H247L246 172H247V174H244L243 175V177L244 176H246V175H248L249 173H248ZM22 172V171H21ZM189 172V171H188ZM195 171H193V173H194ZM201 172V171H200ZM208 172H211V171H208ZM255 171H253V173H254ZM257 172V171H256ZM256 172H255V175H257L256 174ZM263 172V171H262ZM19 173V172H18ZM179 173L178 172H176V174L178 175V176H180L179 175ZM203 173V172H202ZM213 172H211V173H207V174H212ZM220 173V172H219ZM235 173L237 174V171L236 172H234L233 173V175H235ZM252 173V172H251ZM251 173L249 174V176H251ZM258 173V175H259V172H257ZM264 173V172H263ZM22 174V173H21ZM176 174H174V175H176ZM188 174H190V173H188ZM191 174H192V171H191ZM191 174H190V176H191ZM196 173H194L193 175H195ZM205 174V173H204ZM214 174V173H213ZM212 174V175H213ZM216 174V173H215ZM227 174H228V172H227ZM238 174H239V172H238ZM3 175V174H2ZM212 175H210V176H212ZM217 175V174H216ZM229 175H231V174H229ZM254 175V176H255ZM257 175V176H258ZM22 176V175H21ZM34 176V175H33ZM177 176V177H178ZM181 176H182V178H183V174H181ZM189 176V175H188ZM214 176V175H213ZM212 176V177H213ZM226 176V175H225ZM236 176V175H235ZM238 176V175H237ZM240 177L242 176L241 174L239 175ZM238 176V178H240ZM19 177H20V175H19ZM37 177H39V175L37 176ZM176 177V176H175ZM199 177V176H198ZM210 178V179H213V178ZM220 177V176H219ZM223 177H224V175H223ZM227 177V176H226ZM225 177V178H226ZM243 177H241V178H243ZM256 177V176H255ZM255 177H253V178H255ZM258 177H260V176H258ZM257 177V178H258ZM22 178V177H21ZM25 178V177H24ZM45 178V177H44ZM185 178V177H184ZM183 178V179H184ZM201 178V177H200ZM204 178H206L205 177V175H204ZM215 178V177H214ZM238 178H237V180H238ZM249 178V177H248ZM252 177L250 178L251 180L253 179ZM33 179V178H32ZM37 179V178H36ZM48 179V178H47ZM168 179H171L170 181L168 180ZM178 179V178H177ZM186 179H188L187 177H186ZM203 179V178H202ZM226 179H228V178H226ZM235 179H236V177H235ZM6 180V179H5ZM12 180V179H11ZM14 180V179H13ZM20 180H23V179H18V182L20 181ZM27 180V179H26ZM34 180V179H33ZM185 180V179H184ZM243 180H245V179H243ZM256 180V179H255ZM255 180H254V182H255ZM205 181H207V180H205ZM204 181V183H206ZM232 181H235L236 182V180H232ZM232 181L230 180L229 181V183L231 184L232 183ZM246 181V180H245ZM247 181H250V180H247ZM258 181V180H257ZM15 183H16V181H14ZM17 182V184L19 185L20 184V182L18 183ZM29 182H32L33 183V181H29ZM45 182V181H44ZM44 182H42V183H44ZM211 182H213L214 183V181H211ZM252 182V181H251ZM254 182H252L253 184H257V182L256 183H254ZM202 183H203V181H202ZM203 183V184H204ZM217 183V182H216ZM216 183H214V185H216ZM221 183L224 185L225 184V182L223 183L222 181H221ZM226 183H228V182H226ZM234 183V182H233ZM237 183V182H236ZM248 183V182H247ZM250 183V182H249ZM248 183V184H249ZM17 184H15L14 186L12 185V187H15ZM25 184H27V183H25ZM31 184V183H30ZM30 184H29V186L28 187H30ZM35 184V183H34ZM34 184H31L32 186L34 185ZM37 184H39V183H37ZM47 184V186L48 185H50L49 184V182L48 183H46ZM202 184V185H203ZM207 184V183H206ZM247 184V185H248ZM260 184V183H259ZM258 184V185H259ZM263 184V183H262ZM262 184H260V185H262ZM21 185H23V184H21ZM20 185V186H21ZM43 185V184H42ZM209 185H210V183H209ZM226 185H228V184H226ZM236 185V184H235ZM234 185V186H235ZM242 185V184H241ZM244 185H245V183H244ZM2 185H0V187H1ZM4 186V185H3ZM3 186H2V189H3ZM7 186H9V185H7ZM27 186H24V187H26L25 189H27L28 187ZM185 186V185H184ZM219 186V185H218ZM218 186H216V187H218ZM225 186V185H224ZM234 186H232V188L234 187ZM237 186H239V185H237ZM252 186H254V185H252ZM4 187H6V185L4 186ZM10 187L11 186H9V189H10ZM35 187V186H34ZM34 187H33V189H34ZM44 187V186H43ZM42 187V188H43ZM107 187V190L108 191H106V190H104V191H106L107 192V197H106V193L103 191V188H106ZM181 188H183V185H181L180 186ZM188 187V186H187ZM259 186H257V189L259 190V188H258ZM15 188H17L18 189V187H15ZM21 188V187H20ZM30 188H32V187H30ZM37 190H38V188L37 187H35ZM45 188V187H44ZM61 188V189H62ZM203 188H205V187H203ZM206 188H209V186H207L206 185ZM215 188V187H214ZM226 187H224V189H225ZM229 188V187H228ZM234 188H237V187H234ZM233 188V189H234ZM248 188V187H247ZM6 189V188H5ZM13 188H11V190H12ZM22 189H23V186H22ZM29 189V188H28ZM50 189V190H51ZM59 189V188H58ZM67 189V188H66ZM189 189V188H188ZM215 189H217V188H215ZM241 190H242V188H240ZM261 190H263L262 188H260ZM14 190V189H13ZM30 190H32V189H30ZM40 190V189H39ZM49 190V191H50ZM70 190H72V189H70ZM69 190V191H70ZM181 190V189H180ZM211 190V189H210ZM229 190H231V189H229ZM229 190L227 191V193L228 194H233V193H229ZM250 190H251V188H250ZM253 190V189H252ZM3 191V190H2ZM6 191V190H5ZM64 191V190H63ZM62 190H61V192H63ZM67 191V190H66ZM74 192H75V190H73ZM202 191V190H201ZM221 191H222V187H221ZM239 191V190H238ZM249 191V190H248ZM254 192L256 191V190H253ZM253 191H251V193L253 192ZM260 191V190H259ZM259 191H258V193H259ZM8 192V191H7ZM10 192V191H9ZM15 192V191H14ZM24 192V191H23ZM26 192V191H25ZM32 192L33 191H31V194H32ZM34 192H35V190H34ZM33 192V193H34ZM48 192V191H47ZM53 192H55V191H53ZM58 192V190L55 192V193H57ZM87 192V193H88ZM179 192V191H178ZM177 192V193H178ZM205 192V191H204ZM219 192H220V188H219ZM230 192H233V191H230ZM263 192V191H262ZM1 193V192H0ZM16 193H17V191H16ZM21 193V192H20ZM41 193H43V192H41ZM54 193V194H55ZM70 193H72V191L70 192ZM187 193V192H186ZM206 193V192H205ZM212 193V192H211ZM214 193V195H215V191L213 192ZM224 193V192H223ZM226 193V195L228 196V194ZM257 193V191H256V193H255V197L257 196L256 194H258ZM10 194V193H9ZM9 194H7L6 193V196L7 195H9ZM12 194V193H11ZM23 194V193H22ZM28 195L27 196H29V192L27 193ZM43 194H45V193H43ZM63 194H64V192H63ZM85 194V193H84ZM91 194V193H90ZM92 194H94V193H92ZM91 194V195H92ZM95 194H97V193H95ZM179 194V193H178ZM207 194H208V192H207ZM217 194H218V190H217ZM236 194V193H235ZM238 194V193H237ZM252 194H254V193H252ZM15 195V194H14ZM17 195H19V194H17ZM40 195V194H39ZM52 195H53V193H52ZM51 193L50 192H48V193H46V195H44V197H42V198H44V199H50V198H52L51 196ZM61 195V194H60ZM59 195V196H60ZM72 195V194H71ZM172 195V196H171ZM187 195V194H186ZM186 195H185V197H186ZM199 195V194H198ZM211 195V194H210ZM214 195H212V197L214 198ZM230 195L228 196V198L230 197ZM234 195V194H233ZM239 195V194H238ZM1 196V195H0ZM3 196V195H2ZM10 196V195H9ZM22 196V195H21ZM24 196L25 195H23V198H24ZM36 196H38V195H35V197H33V198H36ZM63 196V195H62ZM68 196V195H67ZM75 196V195H74ZM97 196V195H96ZM178 196V195H177ZM180 196H183L182 194H180ZM219 196V195H218ZM224 196V195H223ZM226 196V197H227ZM241 196V195H240ZM258 196L260 197V195L258 194ZM8 197V196H7ZM15 197L17 198V196L15 195ZM32 198V196H29L28 198ZM69 197V196H68ZM81 197H82V195H81ZM83 197H85V196H83ZM89 197V196H88ZM91 197V196H90ZM179 197V196H178ZM178 197H175L174 196V198L177 200V198ZM200 197V196H199ZM198 197V198H199ZM207 197H209V195H207ZM206 197V198H207ZM211 197V196H210ZM209 197V198H210ZM261 197H263L262 195H261ZM6 198V197H5ZM9 198V197H8ZM20 198V197H19ZM59 198L60 197H58L57 199L59 200ZM79 199H80V197H78ZM173 198V197H172ZM173 198V199H174ZM180 198V197H179ZM187 198V197H186ZM190 198V197H189ZM197 198V199H198ZM206 198H204L203 197V199H206ZM223 198V197H222ZM233 198L235 199V197H231V199L233 200ZM243 198L244 197H242V200H240L241 201V203H242V201H243ZM246 198V197H245ZM245 198H244V200H245ZM251 198H252V196H251ZM257 198V197H256ZM20 199H22V198H20ZM25 199V198H24ZM69 199V198H68ZM167 199V200H166ZM168 200V201H171V200ZM184 199V198H183ZM202 199V198H201ZM202 199V200H203ZM211 199V198H210ZM216 199H218V198H216ZM248 199V198H247ZM250 199V198H249ZM248 199V200H249ZM255 199V198H254ZM39 200H43V199H39ZM71 200H73V199H71ZM76 200V199H75ZM175 200V201H176ZM193 200V199H192ZM199 200V199H198ZM224 200V199H223ZM238 200V199H237ZM252 200H253V198H252ZM257 200V199H256ZM255 200V202L257 203L258 201H256ZM263 200V199H262ZM14 201V199L12 200V199H8V200H4V203L6 204V206L8 207V209L10 210V211H12L13 212V210H12V205L15 203H12ZM24 201V200H23ZM27 201V200H26ZM29 201V200H28ZM31 201H35V199H32ZM46 201V200H45ZM44 201V202H45ZM49 201V200H48ZM54 201H55V199H54ZM57 201V200H56ZM67 201V200H66ZM69 202H70V200H68ZM173 201V200H172ZM180 201V203L181 202H183V200L181 201V200H179L178 199V202ZM212 201V200H211ZM214 201V200H213ZM216 201V200H215ZM249 201H251V200H249ZM248 201V202H249ZM17 202V201H16ZM36 202V201H35ZM41 202H43V201H41ZM61 202V201H60ZM187 202V201H186ZM185 202V203H186ZM189 202V201H188ZM200 202V201H199ZM231 202V201H230ZM233 202V201H232ZM235 202V201H234ZM245 202V201H244ZM260 202V201H259ZM258 202V203H259ZM22 203V201H20V203H18V204H21ZM24 203V202H23ZM26 203V202H25ZM24 203V204H25ZM36 203H38V202H36ZM49 203V202H48ZM48 203H46V204H48ZM52 202H50V204H51ZM62 203V202H61ZM71 203V202H70ZM69 203V204H70ZM78 203H79V200H78ZM184 203V202H183ZM194 203L195 202H193V204H191V201H190V204H191V206H193L194 205ZM206 203V202H205ZM215 203H217L218 204V202H215ZM245 203H247V201L245 202ZM262 203V202H261ZM4 204V205H5ZM24 204H21V205H24ZM44 204V203H43ZM58 204V203H57ZM67 204V203H66ZM75 204V203H74ZM80 204V203H79ZM186 204H188V203H186ZM189 204V205H190ZM199 204V203H198ZM201 204V203H200ZM209 204V203H208ZM210 204H212L211 202H210ZM235 204V203H234ZM263 204V203H262ZM16 205V204H15ZM15 205H13V207L15 206ZM26 205V204H25ZM30 206H31V203L29 204ZM38 205V204H37ZM40 205V204H39ZM42 205V204H41ZM52 205V204H51ZM64 205V204H63ZM68 205V204H67ZM82 205H83V203H82ZM81 205V206H82ZM167 205H170L169 207L167 206ZM174 205L175 204H173V207H174ZM184 205V204H183ZM189 205H187V206H189ZM228 205V204H227ZM243 205H244V203H243ZM249 205H250V203H249ZM258 205V204H257ZM261 205V204H260ZM16 206H18V205H16ZM49 206V205H48ZM53 206V205H52ZM80 206V205H79ZM78 206V207H79ZM190 206V207H191ZM202 206V205H201ZM212 206V205H211ZM229 206L230 207H234V210H236L237 211V209H235V206H233V204H232V206L229 204ZM32 207V206H31ZM31 207H29V208H31ZM34 207H35V204H34ZM34 207H33V210H34ZM37 207H40V206H36V208ZM56 207V206H55ZM54 207V208H55ZM62 207V206H61ZM64 207V206H63ZM65 207H67V206H65ZM64 207V208H65ZM71 207H72V205H71ZM203 207V206H202ZM206 207V206H205ZM223 207H225L224 206V204H223ZM222 207V208H223ZM238 207H239V205H238ZM249 207V206H248ZM250 207H251V205H250ZM250 207L248 208L249 210H251L250 209ZM253 207H255L256 208V205H254ZM2 208V207H1ZM15 208V207H14ZM21 208V207H20ZM28 208V207H27ZM26 208V209H27ZM43 207H41L40 209H42ZM45 208V212H46V210L48 209L49 210V208H47V207H44ZM53 208V209H54ZM57 209H58V207H56ZM55 208V209H56ZM188 207H186L185 208V210H187V211H189L188 209H187ZM193 207H191V209L190 210H194V212L196 211V212H198V209L196 208V204H195V207L194 208H196V209H192ZM198 208H200V206L198 207ZM213 208V207H212ZM244 208H246V205H245V207ZM252 208V207H251ZM254 208V209H255ZM4 209V208H3ZM3 209H0V210H2V214H4L3 213ZM17 210H18V208H16ZM24 209V207H22V209H20V210H18V211H20V213H21V210H23ZM32 209V208H31ZM39 209V208H38ZM37 209V210H38ZM50 209H52V208H50ZM52 209V210H53ZM63 209V208H62ZM76 209V208H75ZM79 209H80V207H79ZM82 209V208H81ZM80 209V210H81ZM171 209H174V211L177 209V207H175V208H172L171 207ZM242 209H243V207H242ZM263 209V208H262ZM6 210H7V208H6ZM28 210V209H27ZM36 210V211H37ZM44 210V209H43ZM51 210V211H52ZM77 210V209H76ZM91 210V209H90ZM205 210V209H204ZM214 210H216V209H214ZM219 210V209H218ZM218 210H216V211H218ZM233 210V209H232ZM258 210V209H257ZM16 211V210H15ZM26 211V210H25ZM29 211V210H28ZM35 211V210H34ZM51 211H49V212H51ZM63 211V210H62ZM61 211V212H62ZM173 211V212H174ZM191 211V212H192ZM206 211H204V212H206ZM222 211V210H221ZM243 211V210H242ZM245 211H247V210H245ZM252 211H254V210H251V212ZM39 213H41V211L39 210L38 211ZM56 212H57V210H56ZM59 212V211H58ZM70 212H71V210H70ZM81 212H82V210H81ZM84 212V211H83ZM88 212H86V213H88ZM177 212V211H176ZM194 213V214H197V213ZM203 212V213H204ZM213 212V211H212ZM234 212V211H233ZM239 212V211H238ZM263 212V211H262ZM16 213V212H15ZM39 213H38V216H40L39 215ZM53 213H55V210H54V212ZM52 213V214H53ZM69 213V212H68ZM72 213V212H71ZM187 213V212H186ZM189 213V212H188ZM193 213V212H192ZM192 213L190 214H186V215H192ZM200 213V212H199ZM201 213H202V211H201ZM220 213V212H219ZM223 213H224V211H223ZM240 213V212H239ZM242 213V212H241ZM244 213V212H243ZM246 213H249V212H246ZM245 213V214H246ZM264 213V212H263ZM1 214V215H2ZM5 214H7L6 212H5ZM18 213H16L15 215H13V213H12V215H11V218L10 219H7L6 221H5V218L3 219V221H0V264H39V255L41 254V252H42V250L44 249V248H46V247H44L43 245H45V244H42L41 242H39V239H42V238H39V237H37V230H36V228H27V226H24V223L23 222H27L28 223V225H30V224H32V223H30L29 224V222H31V221H21L20 219H18L17 218V215ZM23 215H24V213H22ZM59 214V216H56L57 218L58 217H61V215L62 214H65V213H58ZM236 214V213H235ZM258 214V213H257ZM21 215V214H20ZM22 215V217H24ZM50 215V214H49ZM81 215H82V213H81ZM80 215V216H81ZM87 214H85L84 213V216H86ZM92 215H95V216H93L92 217ZM178 215V214H177ZM185 215V216H186ZM202 215V214H201ZM226 215V214H225ZM224 214H223V216H225ZM242 216H243V214H241ZM247 215V214H246ZM33 216H34V214H33ZM66 216H68V215H66ZM72 216V215H71ZM73 216H75L74 215V213H73ZM84 216H82V217H84ZM127 216V217H128ZM179 216V215H178ZM197 216V215H196ZM199 216H200V214H199ZM204 216V215H203ZM216 215L214 214V217H215ZM219 216V215H218ZM220 216H222L221 214H220ZM219 216V217H220ZM245 216V215H244ZM243 216V217H244ZM253 216H254V213H253ZM257 216V215H256ZM4 217H5V215H4ZM37 216L35 215V218H36ZM41 217V216H40ZM43 217H45V216H43ZM48 217V216H47ZM55 217V216H54ZM76 217V216H75ZM81 217V218H82ZM191 217H193V216H191ZM213 216H211V218H214ZM235 217H236V215H235ZM234 217V218H235ZM247 217V216H246ZM32 218V217H31ZM56 218V219H57ZM64 218V217H63ZM62 218V220H64ZM74 218V217H73ZM81 218H79L81 221H83ZM96 218V219H97ZM126 218V217H125ZM185 218V217H184ZM189 217L187 216L186 217V221H187V219H188ZM196 218V217H195ZM210 218V219H211ZM217 218V217H216ZM228 218V220H229V217H227ZM226 218V219H227ZM237 218L239 219V217L237 216ZM248 218V217H247ZM255 218V217H254ZM257 218V217H256ZM51 219V218H50ZM55 219V220H56ZM77 220H78V218H76ZM127 219V218H126ZM190 219V218H189ZM202 219H203V217H202ZM220 219H222V218H218V220H220ZM232 219H233V217H232ZM243 219H246V218H243ZM27 220V219H26ZM41 220H43V218L41 219ZM44 220H46L47 221V219L45 218ZM52 220V219H51ZM54 220V219H53ZM66 220V219H65ZM74 220H75V218H74ZM84 220V221H85ZM128 220H129V217H128ZM192 220H194V218L192 219ZM196 220H200V218L198 219V217L196 218ZM213 219H211V221H212ZM218 220H215L216 222L218 221ZM223 220V219H222ZM248 220V219H247ZM246 220V221H247ZM252 220V219H251ZM250 220V221H251ZM33 221H36V219L35 220H33ZM32 221V222H33ZM38 221V220H37ZM45 221V224L47 223ZM58 221V220H57ZM57 221H55V222H57ZM60 221H61V219H60ZM59 221V222H60ZM83 221V222H84ZM88 221V220H87ZM86 221V222H87ZM94 221H97V220H95L94 219ZM188 221H190V220H188ZM201 221V220H200ZM211 221H208V222H211ZM237 221V220H236ZM253 221V220H252ZM258 221V220H257ZM59 222H58V225L61 227V225H63V224H59ZM131 222V223H132ZM190 222H192V221H190ZM195 222V221H194ZM193 222V223H194ZM199 222V221H198ZM221 222V221H220ZM220 222H218V223H220ZM222 222H224V221H222ZM228 222V221H227ZM239 222V221H238ZM249 222V220L247 221V223ZM264 222V221H263ZM42 223H43V221H42ZM54 223V222H53ZM60 223H64V222H60ZM65 223H66V225L68 226L69 224V222H66L65 221ZM78 223H81V222H78ZM89 223V222H88ZM130 223V222H129ZM196 223V222H195ZM226 223V222H225ZM234 223H235V220H234ZM233 223V224H234ZM241 223V222H240ZM240 223H238V225L240 224ZM243 223V222H242ZM38 224H39V222H38ZM48 225H49V223H47ZM71 224V223H70ZM82 224V223H81ZM84 224H85V222H84ZM83 224V225H84ZM145 224V225H146ZM196 224H198V223H196ZM220 224H222V223H220ZM227 224V223H226ZM229 224V223H228ZM232 224V223H231ZM245 224V223H244ZM249 224H251V222L250 223H248V226H249ZM27 225V224H26ZM41 225V224H40ZM39 225V226H40ZM47 225V226H48ZM66 225H64L65 226V228H66ZM97 225H98V223H97ZM99 225H100V223H99ZM98 225V226H99ZM134 225V224H133ZM210 225V227H212V226H214V225H211V223L210 224H208V226ZM225 225V224H224ZM224 225H222V226H224ZM235 226H237L236 225V223L234 224ZM241 225V224H240ZM45 226V225H44ZM57 226V225H56ZM71 226H74V225H70V227ZM82 225H80V227H81ZM90 226V225H89ZM88 224L85 226L86 228H87V230H89L88 232H91V229H89L88 227ZM96 226V225H95ZM95 226L93 225V227L95 228ZM135 226V225H134ZM140 226H141V224H140ZM151 226V227H152ZM202 228H201V227ZM226 226V225H225ZM230 225H228L227 227H229ZM232 226V225H231ZM234 226V228H238V227H235ZM259 226V225H258ZM29 227V226H28ZM33 227V226H32ZM38 227V226H37ZM63 227V226H62ZM61 227V228H62ZM75 227V226H74ZM73 227V228H74ZM78 228H79V226H77ZM102 227V226H101ZM109 227H107V228H109ZM138 228H139V225L137 226ZM145 227V226H144ZM143 227V228H144ZM207 227V226H206ZM246 227H247V225H246ZM257 227V225L255 226V228ZM25 228H27V229H25ZM59 228V227H58ZM61 228H59V230L61 229ZM72 228V227H71ZM72 228V229H73ZM78 228H76L75 227V229H78ZM84 228V227H83ZM82 228V229H83ZM93 228V229H94ZM98 228V227H97ZM106 228V229H107ZM129 228V227H128ZM130 228H131V225H130ZM135 228V227H134ZM133 228V229H134ZM153 228V227H152ZM219 228V227H218ZM222 228V231H223V227H221ZM220 228V229H221ZM231 228V227H230ZM240 228V227H239ZM254 228V229H255ZM258 228V227H257ZM67 229H68V227H67ZM74 229V230H75ZM93 229H92V232H94L93 231ZM145 229V228H144ZM207 230H208V232L210 231L209 229H208V227L206 228ZM211 229V231L209 232V233H211L212 232V229L214 230L215 228H210ZM233 229V228H232ZM247 229V228H246ZM250 229V228H249ZM42 230V229H41ZM96 230V229H95ZM98 230H99V228H98ZM102 230V229H101ZM104 230V229H103ZM110 232H111V229H108ZM108 230H106V231H108ZM115 230V229H114ZM130 230V229H129ZM129 230H128V232H129ZM151 230H153V229H151ZM215 230H217V229H215ZM214 230V231H215ZM224 230H226V229H224ZM227 230H229V228L227 229ZM236 230V229H235ZM251 230V229H250ZM61 231H62V229H61ZM82 231H84V230H81V231H76L75 233L76 234H80L81 235V233H83ZM105 231V232H106ZM113 231V230H112ZM116 231V230H115ZM115 231H113L114 233H115ZM119 231V230H118ZM123 231V230H122ZM125 231V230H124ZM123 231V232H124ZM133 231V230H132ZM147 231L148 230H146V232L145 233H147ZM150 231V230H149ZM154 231H153V233H154ZM221 231V232H222ZM230 231V232H229ZM227 233H231V230H229ZM232 231H234V230H232ZM246 231V230H245ZM245 231H244V233H245ZM55 232V231H54ZM58 232V231H57ZM109 232V233H110ZM121 232V231H120ZM131 232V231H130ZM138 232H139V230H138ZM140 232H141V230H140ZM142 232H143V230H142ZM143 232V234H145ZM203 232V233H202ZM216 232V231H215ZM214 232V233H215ZM220 231H219V233H221ZM250 232V234H251V231H249L248 230V233ZM53 233V232H52ZM56 233V232H55ZM86 233H87V231H86ZM97 233V232H96ZM96 233H93L94 234V236H98V235H95ZM117 233V237L115 238V239H117L118 238V232H116ZM126 234H128L127 232H125ZM135 232L133 231V234H134ZM149 233H151V231L149 232ZM155 233H154V235H155ZM205 233V234H204ZM213 233V232H212ZM218 232H217V234H219ZM238 234V232H234V235L233 236H235L236 237V235L235 234ZM243 233V232H242ZM247 233V232H246ZM246 233H245V235H246ZM257 233V232H256ZM51 234V233H50ZM65 234V233H64ZM68 234V233H67ZM88 234H90V233H88ZM87 234V235H88ZM107 234V233H106ZM131 234V233H130ZM129 234V235H130ZM133 234H131V235H133ZM143 234H141L142 236H145V235H143ZM158 234H160V235H158ZM202 234L204 235V236H202ZM217 234H214L213 235V238H214V236L216 237V235ZM249 234V235H250ZM253 234V233H252ZM251 234V235H252ZM263 234V233H262ZM53 235V234H52ZM83 235V234H82ZM85 235V234H84ZM107 235H109V234H107ZM123 235V234H122ZM139 235H140V233H139ZM152 235V234H151ZM155 235V236H156ZM229 235V234H228ZM238 235H240V234H238ZM244 235V236H245ZM249 235L247 234V236L249 237ZM258 235V234H257ZM260 235V234H259ZM63 236V235H62ZM72 236H75V235H72ZM94 236H93V238H94ZM121 236V235H120ZM156 236V237H157ZM218 236V235H217ZM219 236H220V234H219ZM221 236H224V234H222ZM240 236H242V234L240 235ZM43 237V236H42ZM50 237H51V235H50ZM76 237V236H75ZM73 238V241H74V239H76V238ZM79 237V236H78ZM87 237V236H86ZM108 239H109V236H106ZM131 237V236H130ZM134 237H136L135 235H134ZM145 237H148L147 239H150L151 238V236H150V238H149V235H147V236H145ZM203 237H204V239H203ZM226 237V236H225ZM228 237V236H227ZM229 237L231 238V236L229 235ZM228 237V239H230ZM251 237V236H250ZM250 237L248 238V240L250 239ZM53 238V237H52ZM52 238H51V240H52ZM63 238V237H62ZM83 238V237H82ZM96 238V237H95ZM97 238H99V237H97ZM126 238V237H125ZM153 238L155 239V237L153 236ZM158 238H160V237H158ZM157 238V239H158ZM195 238H197L199 241H200V245L199 246H202V248L201 247H199L198 246V248H200V249H197V246H194V245H196V244H194L193 245V243H194V241H193V243H192V240H194ZM237 238V237H236ZM239 238V237H238ZM242 239H243V237H241ZM241 238H239L238 239V242H239V244L241 245L242 243L239 241V240H241L242 241V239ZM255 239H256V236L254 237ZM253 238V239H254ZM67 239H68V237H67ZM91 239H92V235H91ZM100 239V238H99ZM143 239V238H142ZM142 239H139L138 238V240L140 241V242H142ZM146 241H147V239L146 238H144ZM161 240H162V238H160ZM196 239V240H197ZM215 239V238H214ZM219 239V238H218ZM218 239L216 238L215 240L216 241H218ZM228 239H226V240H228ZM245 239H247L246 237H245ZM252 239V240H253ZM262 239V238H261ZM43 240V239H42ZM46 240V239H45ZM54 240V239H53ZM52 240V241H53ZM78 240L79 241H83V240H80L79 238H78ZM93 241H91L93 244H94V239H92ZM102 240V239H101ZM103 240H105V239H103ZM102 240V241H103ZM198 240L197 241H195V243L196 242H198ZM201 240H206V243L204 242V241H201ZM210 240V239H209ZM213 240V239H212ZM236 240V239H235ZM256 240H259V238L258 239H256ZM47 241V240H46ZM68 241H70V242H72L71 241V239H69ZM78 241V242H79ZM85 241V244L84 245H86V241L87 240H84ZM97 240H95V242H96ZM100 240H98L97 241V245L99 244L98 242H99ZM106 241V240H105ZM104 241V242H105ZM150 241V240H149ZM151 241H152V239H151ZM160 241V240H159ZM164 241V240H163ZM171 242H172V240H170ZM225 241V240H224ZM234 241V240H233ZM244 241V240H243ZM251 241V240H250ZM250 241H247V242H250ZM255 241V240H254ZM254 241H253V243H254ZM262 241V240H261ZM261 241H260V243H261ZM70 242H68V244L70 243ZM77 241H74V243L76 244L75 245V248L77 249L79 246V244H80V242L79 243H76ZM88 242V241H87ZM116 242V241H115ZM143 242H144V240H143ZM153 242V241H152ZM156 242V241H155ZM174 242V241H173ZM185 242V241H184ZM202 242H204V243H202ZM226 243H229V241H225ZM246 241H245V243L243 244L244 246L246 245L247 246V243ZM252 242V241H251ZM44 243V242H43ZM73 243V244H74ZM84 243V242H83ZM82 243V244H83ZM102 243L103 242H101V245H102ZM106 243V242H105ZM105 243H103V245H105ZM145 244L144 245H146V243L147 242H144ZM154 243V242H153ZM162 242H160V244H161ZM165 243H166V241H165ZM169 243V242H168ZM201 243H202V245H201ZM218 242H216V244H217ZM220 243V242H219ZM226 243H225V245H226ZM231 243H233L234 244V242H231ZM252 243V244H253ZM116 244V243H115ZM118 244H120V243H118ZM149 244V243H148ZM154 244H157V243H154ZM167 244V243H166ZM174 243H172V245H173ZM210 244V243H209ZM215 243H213V245H214ZM221 245L223 244V246H225L224 245V243H220ZM230 244V243H229ZM249 244H251V243H249ZM248 244V245H249ZM262 244V243H261ZM47 245V244H46ZM62 245H65V244H62ZM96 245V243H95V247L94 248H96V247H99V246H97ZM107 245V244H106ZM129 245H131V244H129ZM134 245V244H133ZM171 245V244H170ZM211 246H212V242H211V244H210ZM218 245V247H219V244H217ZM220 245V246H221ZM228 245V244H227ZM234 245H237V244H234ZM243 245H241V246H243ZM263 245V244H262ZM78 246V247H77ZM93 246V245H92ZM154 246V245H153ZM157 246H158V244H157ZM162 246V245H161ZM214 246H216V245H214ZM230 247H231V245H229ZM264 246V245H263ZM262 246V247H263ZM47 247H48V245H47ZM51 247V246H50ZM63 247V246H62ZM69 247H70V245H69ZM115 247V246H114ZM117 247V246H116ZM119 247V246H118ZM125 247V246H124ZM156 247V246H155ZM208 247H209V245L208 246H206V248L208 249ZM213 247V246H212ZM217 247V246H216ZM240 247V246H239ZM239 247H237V248H239ZM252 247V246H251ZM250 247V248H251ZM49 248V247H48ZM52 248V247H51ZM93 248V247H92ZM110 248V247H109ZM121 248H123V247H120V249ZM166 248V247H165ZM170 248V247H169ZM205 248V247H204ZM223 248V247H222ZM233 248H236V246L235 247H232L231 248V250H233ZM244 248V247H243ZM248 248H249V246H248ZM259 247H255V249L256 250H246L247 252H248V254L250 255V264H256V262H259V263H261V264H264V249L263 248H261V249H258ZM72 249H73V247H72ZM97 249V248H96ZM98 249H100V247L98 248ZM97 249V250H98ZM102 249H103V247H102ZM101 249V250H102ZM115 249H118V248H115ZM157 249V248H156ZM171 249V248H170ZM206 249V250H207ZM209 249H210V253H211V249L212 248H210L209 247ZM216 248L214 247V250H215ZM226 249V248H225ZM225 249H224V251H225ZM230 249V248H229ZM55 250V249H54ZM70 250H71V248H70ZM105 250H107V249H103L102 251H100L99 253H98V255H96V253H95V255H93L92 254V252L90 251V249H89V247H87V246H85L84 247V249L82 250V252L81 251H79L81 254H82V256H83V262L81 263V264H114V262H113V260H111V258L110 257H107L106 255H104L105 253H106V251ZM109 250H111V249H109ZM125 250V249H124ZM213 250V251H214ZM227 250H228V247H227ZM236 250V249H235ZM241 250V249H240ZM239 249L237 250V253H238V251H240ZM44 251H45V249H44ZM49 251H50V249H49ZM67 251H69V250H67ZM74 251H76V250H74ZM96 251V250H95ZM103 251H105V252H103ZM131 251V250H130ZM197 251H199V252H197ZM203 251V250H202ZM223 251V252H224ZM204 252V251H203ZM206 252V251H205ZM204 252V253H205ZM218 252V251H217ZM226 252H228V251H226ZM225 252V253H226ZM233 252V251H232ZM243 252H244V249H243ZM56 253V252H55ZM54 253V255H57V254H55ZM74 253V252H73ZM76 253V252H75ZM114 252H112V255H114L113 254ZM121 253V252H120ZM125 253V252H124ZM128 253V252H127ZM127 253H125L126 255H128ZM210 253H208V254H210ZM213 253V255L214 256H217V255H215L214 253H215V251L214 252H212ZM212 253H211V255H212ZM229 253V252H228ZM245 253V252H244ZM44 254V253H43ZM46 254V253H45ZM65 254V253H64ZM68 254H70V252H68ZM77 254V253H76ZM115 254H116V252H115ZM122 254V253H121ZM121 254H120V256H121ZM171 254H173V253H171ZM206 254V253H205ZM208 254H206V255H208ZM240 254V253H239ZM248 254H247V256H248ZM51 255H52V253H51ZM78 255V254H77ZM111 254L109 255V256H112ZM122 255H124V254H122ZM131 255V254H130ZM206 255H202V256H204L205 257V259H207L208 258V261L209 260H211L212 259V257H211V259H209V256H207V258H206ZM240 255H242L243 256V254H240ZM47 256V255H46ZM45 256V257H46ZM59 256V255H58ZM58 256L56 257V258H58ZM152 256V255H151ZM172 256V255H171ZM201 256V255H200ZM202 256H201V258H202ZM224 256V255H223ZM236 256V255H235ZM42 257H43V255H42ZM52 257H53V255H52ZM61 257V256H60ZM78 257L79 256H77V259H78ZM112 257H114V256H112ZM126 257H128V256H126ZM174 257H176V256H174ZM218 257V256H217ZM216 257V258H217ZM220 257H221V254H220ZM232 257V258H231ZM230 258L231 259H233V256H231ZM62 258V257H61ZM123 258H125V256L123 257L122 256V260L121 261H125L126 260V258H125V260L123 259ZM128 258H132V255H131V257H128ZM141 258V257H140ZM235 258V257H234ZM238 258H239V256H238ZM42 259V258H41ZM40 259V260H41ZM47 259V258H46ZM76 259V260H77ZM135 259V258H134ZM155 259H157L161 264H171L173 261L172 260H169V258L168 259H166V257H155ZM173 259V258H172ZM219 259V258H218ZM241 259V258H240ZM44 260V259H43ZM43 260H42V263H43ZM48 260V259H47ZM63 260H64V258H63ZM156 260V261H157ZM174 260V259H173ZM242 260V259H241ZM62 261V260H61ZM65 261V260H64ZM78 261V260H77ZM118 261V263H119V260H117ZM206 261V260H205ZM228 261H230V260H228ZM53 262V261H52ZM59 262H60V259H59ZM207 262V261H206ZM232 262V261H231ZM242 262V261H241ZM245 262H247V261H245ZM217 263H218V261H217ZM226 263V262H225ZM67 264V263H66ZM116 264V263H115ZM129 264H130V262H129ZM174 264V263H173ZM220 264V263H219ZM230 264V263H229ZM233 264V263H232ZM247 264H248V262H247ZM258 264V263H257Z\"/></svg>","mask_w":264,"mask_h":264}]
</instances>
